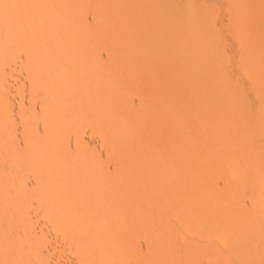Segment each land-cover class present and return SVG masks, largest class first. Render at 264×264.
Instances as JSON below:
<instances>
[{
    "label": "rangeland",
    "instance_id": "1",
    "mask_svg": "<svg viewBox=\"0 0 264 264\" xmlns=\"http://www.w3.org/2000/svg\"><path fill=\"white\" fill-rule=\"evenodd\" d=\"M186 60L188 63L186 62ZM213 64L216 66H214ZM213 67H217V68L213 69ZM223 67L225 69H223ZM211 68L213 71L211 70ZM220 68H222L224 72L222 69L220 71ZM214 71L217 73L218 76L223 75L224 77L217 76L218 77L217 78ZM217 71L221 73L219 74ZM209 73L211 75H209ZM212 74L214 75L213 80H212V77H213ZM225 75H229V76L225 77ZM186 76H189L190 78ZM63 77L65 79H63ZM105 78L107 80H109L108 78H111L109 80L111 82H107ZM122 78L124 80L121 81ZM196 80L198 81L196 82ZM117 82L119 83L121 82L120 83L121 86L119 85V83L117 84ZM231 84H232V90H230ZM115 85L117 86L118 90ZM206 85H209V86H206ZM107 86L108 88H106ZM214 86L216 87L217 91L214 88ZM94 87L99 89V91ZM193 87H195L196 89L195 88L193 89ZM227 87L229 90H226ZM92 88L93 90H91ZM111 89H113L112 93H111ZM212 91H215L216 94L213 93ZM88 93L90 96L88 95ZM113 93L115 94L112 97ZM117 93L119 94V96H117L118 95ZM150 93H152L153 95L152 94L149 95ZM154 93H157V94H154ZM101 94L103 95L101 96ZM194 94L195 96H193ZM62 95L64 96L62 97ZM72 95H74L75 98ZM58 96H60L62 101L60 100ZM115 97H116V100H113ZM152 97H154V99ZM194 97L196 98L194 99ZM70 98L73 99L74 102L71 100L72 101L71 103H72V106L75 108L78 105L80 106L84 102L85 104H83L81 108L78 106L76 110H74L75 108L74 109L71 108L69 110L70 107L69 108L67 107L66 102L70 100ZM143 98L146 100L144 101ZM75 100L77 101V103L75 102ZM155 100L156 101L159 100L158 101L159 103H157ZM81 101L83 103H81ZM112 101H114L116 105ZM125 102H127V104ZM124 103H125V106H124ZM127 105H128V108H127ZM107 106H109L110 108ZM84 107L86 108L85 110L87 111L83 110ZM153 107L155 108L154 111L152 110ZM169 107L172 111H169L170 110ZM213 108L215 109L214 111H212ZM78 109L79 110L81 109L83 111L81 110L79 111ZM137 109L139 110L137 111ZM165 109H168V110H165ZM168 111L172 115V117H168V116H171L170 114L167 115ZM213 112L215 113L213 114ZM114 113L118 114L117 119ZM165 114L167 115L166 117H165ZM212 115L215 117L217 116L219 119L217 117L215 119L214 117H212ZM76 116L78 119H76ZM124 116L126 120L124 119ZM148 116L150 117V121H149ZM179 116L181 117L179 118ZM195 116H198V117H195ZM201 117L202 119H199ZM166 118L168 119L167 121H165ZM132 119L135 120V122ZM151 119L154 122H152ZM116 120H118L119 122ZM103 121L104 123H102ZM126 121H128L129 123ZM130 121L131 122L133 121V123H131ZM172 121H174L176 124L173 123ZM184 121H186L187 124L184 123ZM195 122L196 123L198 122L199 124L197 123L196 125ZM206 122H209V123H206ZM148 123H150L151 126H149ZM94 125L97 127L96 129ZM134 125L137 126V128L134 127ZM138 125L139 126L141 125V127H139ZM172 126L175 128H173ZM177 126H180V128H178ZM103 127L104 128L106 127V130ZM112 127L113 129H110ZM124 127H126L127 130L128 129L129 130L127 131L126 128ZM151 127L154 128V131L150 130L152 129ZM115 128H119V129L115 130ZM132 128H136V129H132ZM182 129L185 132H183ZM209 129L210 131H208ZM120 130L123 132H121ZM135 130H137V132ZM103 131L104 132L108 131V133L106 132L107 133L106 134ZM134 131L136 132V136H133L135 134ZM140 131L141 133H144L146 131L147 132L145 133V135L144 134L141 135ZM190 131H193V133L191 134ZM212 131L215 133L219 132V134L216 133L215 137H213L214 133H212ZM99 132L100 133L102 132V134H100ZM174 132L176 133L174 134ZM95 133L97 134L99 133L103 137L99 136V134L96 135ZM137 133H140V134H137ZM103 134H105V136H108L107 137L108 139ZM180 134L184 135V137ZM148 135H150V140L148 138L149 137ZM179 135L181 136V138L179 137ZM196 135H198V137ZM131 136H132V139H131ZM101 137L104 140L101 139ZM175 137H176V140L174 139ZM74 138L76 141H78L76 139L78 138L79 142L78 143L76 141L73 142ZM211 138L215 140L216 138H218L214 143L215 146L213 145V141H210ZM151 140H154V141H151ZM126 141H128V143H126ZM135 141H137L138 143ZM189 141H191L190 142L191 144L189 143ZM133 142L136 144H133ZM179 142H183V143H179ZM206 142L210 144H207ZM67 143L69 145L68 147H67ZM218 143L220 145H218ZM75 144L78 147L75 146ZM187 144L189 147L187 146ZM139 145L141 148L139 147ZM62 146L64 147L62 148ZM191 146H194V147H191ZM135 147H138V148L135 149ZM157 147L159 148V150H157ZM171 147L174 148V150ZM214 147H218V150L217 148L214 150V151L219 152L218 155L216 152L213 151ZM228 147L231 149L229 150ZM70 148L72 149L74 153L76 152L75 155L73 154L74 156L72 155L70 156V154L73 153ZM63 149L68 150L70 154L68 153V151H64ZM80 149L82 151H80ZM111 149L113 150V152H111L112 151ZM164 149L166 150L165 153L163 151ZM176 149H178L179 151L181 150L180 151L181 153L178 152V150ZM224 149L228 153L232 152L231 154H229V155H232L231 158L229 157L227 152H226L227 154L225 153V151L224 153L229 159L223 154H221V156L219 155L220 153H222V150ZM88 150L90 152H88ZM156 150H157V154H159L158 156L156 154ZM170 150L172 151V153ZM204 150L205 151L209 150V151L205 152ZM78 151L82 152V153H79L80 160H78L79 159ZM91 151H93V154L91 153ZM97 151L100 153L99 154L100 158L98 157ZM109 151L111 152V154L109 153ZM158 151H160V153ZM190 152H191V155H190ZM210 152H212V154ZM63 153L66 155H64ZM88 153L90 154V156ZM95 153L96 155H94ZM108 153L110 154V156L108 155ZM127 153L130 156H128ZM170 153L173 155H171ZM174 153L177 157H172V156H175ZM200 153L203 156L202 159H201ZM67 155L70 158L71 157L72 158L71 159L67 158ZM92 155L96 156L97 158L95 157V160L97 161L99 160V161L94 162V157ZM111 155L113 157H111ZM169 155L170 157H168ZM81 156L83 157V160H81L82 158ZM154 156L156 157V159L154 158ZM196 156L197 158H199L198 159L199 162ZM164 157H165V163L161 164L163 163L162 161H164ZM104 158H106L107 161ZM176 158H178V160ZM222 158H226L225 162H224V159ZM68 159L70 162H67ZM126 159L128 160V163ZM157 159L158 161H155ZM191 159L194 161H191ZM230 159L232 160L231 162H229ZM55 160L57 161V163L59 161V164H56ZM63 160L66 161V164ZM76 160L79 161V163ZM113 160L116 162H114ZM117 160H119L118 164H117ZM174 160H175V164H174ZM181 160H183L184 163L183 161L180 162ZM150 161H152V163ZM168 161H170V163L173 166L170 165ZM185 161L186 163L189 164V165L187 164L188 169L185 164ZM103 162H106L108 166H105L106 164L105 163L103 164ZM120 162L121 163L123 162L122 164H120L122 167L119 165ZM217 162L218 164L224 163L221 165V167L224 166V168L222 169L217 164ZM226 162H228L231 165V171L229 169L230 166H228V164L225 165ZM67 163H71V164L67 165ZM94 163L96 164L99 163V164L96 165ZM155 163L157 165L156 169L154 168ZM147 164H149V166ZM167 164L172 166V168L168 167ZM163 165H166L168 167L167 169L171 168L172 170L170 169L171 171L170 170L166 171L167 169ZM179 165H181L182 167ZM183 165H185V167H183ZM119 166L121 167V169ZM57 167L60 169L58 170L61 173V174L59 173V176L57 173L58 171L56 169ZM104 167H106V170ZM92 168L95 172L92 170ZM180 168L181 169L183 168L182 169L183 171H181ZM159 169L162 170L163 173H161ZM186 169L189 170L190 172L186 171ZM67 170H70L71 172L70 173L68 171L69 174L68 172H66L67 175H69V177L73 178L75 176V178L73 179L67 177L69 182L66 179L67 175L65 171ZM101 170L103 173H101ZM112 170L114 171L112 172ZM115 170L117 171V173L115 172ZM133 170H136L134 171L135 173H133ZM220 170H222L220 173L221 176L220 174H218ZM138 171L139 173H137ZM164 171L166 173H164ZM0 172L2 173L1 176L4 175L5 177L7 176V178L10 175L9 177L10 180L8 179L7 181H9L8 184H10L9 187L14 190L13 192L16 191L13 194L15 195L13 196L15 199H19L20 200L19 202H21V199H20L21 197L19 198L20 196L19 193L21 194L25 193V195L23 194L24 195L23 197H25L26 199L23 198L21 205L23 204V202L25 204L24 200L26 201L30 200L33 203L32 204L29 201V203L32 204V207L35 206V204L37 203L33 210L37 214H39V216L37 215L38 217L36 216L37 221L41 220V222L39 221L38 224H42L47 229L45 231L46 236L43 235L44 240L46 238V240L48 241L49 236L50 238L51 236L53 237L55 235L53 231L56 229V232L58 234L57 246L55 245L56 248H54L53 250L52 249L46 250L44 252V255L47 258L50 257L49 261L52 258L51 259L52 264H80L81 263L82 257L79 256L80 254L79 255L78 253L76 254L75 251H74L75 253L74 254L71 251H68L66 249L67 247H65L67 244L66 241L68 240L66 237L67 235H69L68 233L69 230L65 229L67 225L65 223H67V221H72V218L76 216L77 214H79L82 217L83 215L81 214L85 213L84 210H89L87 207L84 206L85 204H87L86 206H89L92 208L94 205V208H95V206L98 205V203H100L101 200L104 201V198L105 199L107 198L106 201H104V203H106L107 201L109 202V204L112 203L110 205L111 206L110 208L112 210H110L108 202L106 203L108 207L105 206V208L106 209L109 208V209L105 210L104 203L102 201L101 203L103 204V206H101L102 204L100 203L98 205L99 207L96 206V208H98V210L101 207L104 208V209H101V210H104V212L101 211L104 215L113 214L114 209L115 211H114L113 216L110 215L107 217L105 215L108 219L110 218L108 221L106 220L107 218L104 217V219L105 218L106 219L105 221H103V223L101 222L99 223L100 225L97 224L98 226H94V228H96L97 231L94 228L93 230L94 232L96 231L95 235L97 233V236L98 234L100 236L106 235V237L109 240H114L116 237L121 236V235L125 236L127 239L130 237L129 238L130 241L128 242L131 243V240H132L133 243L131 244L133 246L134 244L133 238L134 237L137 238V236H135L136 235L134 231L135 229L137 232H139L138 234L140 235V237L144 236L145 234L142 228L146 227L145 228V233H146L149 230V229L147 230L148 228L147 223H149L150 224L149 228L151 229V231H153L155 228V225L158 224L157 222L159 221V219L162 218L160 220V224H162V222L164 223V220L167 221L162 225V227H165L164 225L167 224L168 222L169 223L172 222L171 224H173V226L174 224L175 226L177 225L176 227H173L171 226V224L169 225L167 224L166 228L161 227V229L162 230L165 229L167 232L168 231L167 229H169V227L171 226L170 227L171 230H169L171 231L170 233L175 234L174 236H177L178 239L176 237L175 238L172 237L173 241H171L172 240L171 238H170L171 240L168 239L169 235L165 238L164 236H166L168 232L166 233V235L164 234V232L162 235H160L161 231L160 232L158 231L159 230L158 228H160L159 227L160 224L157 226L158 228L155 230L156 233L159 232L160 234L154 235V233H152L154 235L152 237L151 234H148V232H150L149 230L147 232V235H150L151 239L149 238L147 245L148 246L151 245V249H153L152 245L155 246L156 243H158L155 239H153L155 238V236H156V239L159 241V245L157 247L159 248V251L161 248V241H163L165 238V240L162 243V248L160 252L158 251V253H156L155 252L156 250L153 249L155 253L152 252V255L154 256L156 254L160 255L161 252L164 254L167 253V255L166 254L160 255L162 259H163V256L165 257L168 256L166 260L171 259V257L174 258L175 256L176 262L173 261V259H171L172 260L171 263L173 264H188V263L195 264L196 262L198 264H208V262L210 263V261H211L210 264H215L218 259H219L217 262L218 264L219 263L224 264V262L225 264H238V263L239 264H264V185H263L264 184V0H0ZM157 172H159L160 174ZM169 172H171L170 174L171 177L169 176ZM41 173L43 174L45 179L49 178L47 182L45 179H43L44 177H42V175H39ZM104 173H106L107 176L103 175ZM180 173L181 175H176ZM196 173H199V174L197 175ZM112 174L115 176H113ZM226 174L228 175L227 177H226ZM18 175L20 177H17ZM81 175L84 177L89 175L88 177L90 178L88 180V177H87L83 180L84 177H82ZM155 175L157 176L155 177L157 179L154 178ZM161 175H164V176H161ZM4 176L2 178H5ZM100 176L103 178H101ZM138 176H140L139 177L141 178L140 180ZM166 176L168 177L166 178ZM95 177H96V180H95ZM120 177L121 178L123 177V178L121 179ZM160 177L162 178L164 177L163 179L165 180V182ZM220 177L221 178L223 177V178L221 179ZM16 178H17V181H16ZM59 178L60 180L62 179L63 181L58 180ZM118 178L120 181L117 180ZM150 178H153V179L151 180ZM168 178H170V183H169V180L167 181ZM51 179L52 181L49 182ZM78 179H81L82 181ZM131 179H134L133 182ZM136 179L138 182L135 181ZM159 179H161L163 183L161 180L159 181ZM189 179L190 181L188 183ZM211 179L212 181H210ZM55 180L57 181L56 183H55ZM141 180L142 182L145 183L144 186L148 184L149 187L151 188H146V186L144 187L141 184L142 183ZM153 180L160 182V183L156 182L155 184L157 186L154 189L156 192H154L153 190V188L155 187L154 185H152L155 183V181L153 182ZM42 181L46 182V184L44 183L43 185H41ZM53 181H54V184H53ZM79 181H81V183ZM84 181H88V182L85 183ZM105 181L108 183H106ZM213 181H214V184H213ZM226 181L230 183H227ZM63 182H64V186L61 185V183L63 184ZM109 182H111L112 184H110ZM113 182H115V184H113ZM127 182H129V184ZM130 182H132L131 185H130ZM98 183L100 185H98ZM139 183H140V186L142 187H139ZM180 183L181 184L184 183L186 187L181 185ZM15 184H17L18 186ZM48 184H49V187H48ZM108 184H109V189L107 186ZM133 184L135 186H133ZM82 185L85 186V187H82L83 190L81 189ZM93 185L94 187H97V186L98 187L93 189ZM110 185H112V187L114 186V188H112ZM122 185H123V188L121 187ZM160 185L161 187H159ZM165 185L169 186L168 187L169 190H167L168 188L165 189L164 187ZM227 185H230V186H227ZM35 186L37 187L35 188ZM40 186L43 188L41 189ZM181 186L183 187L184 190H182ZM132 187H134V189ZM7 188H8V185H7ZM16 188L17 189L19 188L20 190L22 189V191L19 192L20 190L18 191ZM110 188L112 189L111 194H114V195L110 194V191H111ZM130 188L131 190L129 193L133 195L131 194L129 195V193H125L126 191L128 192ZM11 189H10V194L12 198ZM34 189H36L35 190L36 192L34 191ZM97 189L98 190L100 189V190L97 192ZM107 189L109 193L107 192ZM120 189H121V192L119 191ZM123 189L124 190L126 189V190L124 191ZM142 189L145 192H143ZM198 189H199V192H198ZM55 190H56V193L53 194V197H50V198L53 199L55 196H57L56 199L57 198L59 199V197L62 195L60 200L57 202H56V199L52 200L55 202L49 201L50 198H47V197L52 195V193ZM61 190L63 191L64 194L62 193ZM76 190L77 191L80 190L79 192L83 193L82 195L83 198H81V200H80V197H82L81 193L76 192ZM93 190L96 194L97 193L98 194L95 195V193H93ZM146 190H148L147 193H146ZM157 190L159 192H157ZM67 191L69 195H67L66 193ZM89 191L91 193V196L88 194ZM140 191H142L141 192L142 195H140ZM167 191H169V193ZM176 191H181V192H176ZM210 191H212L216 195L215 194L213 195V193L211 192V196H210L209 194ZM17 192H19L18 193L19 196L16 195ZM27 192H30L29 193L30 195ZM33 192L37 193V195L42 194L45 198L37 196ZM70 192L72 194V197L70 195ZM101 192H104V193H101ZM164 192L165 194L166 192L169 194L168 202L170 203L169 204L170 209L168 208V202L167 204L165 203L167 200L162 199L163 196H165L166 197L165 199H167L166 195L161 194V193L164 194ZM224 192L225 193L227 192L228 194H225ZM107 193L109 195H107ZM120 193L122 195H120ZM145 193L147 194V196H143L145 195ZM159 193L161 194L162 198ZM177 193L178 194L181 193V197H179ZM207 193L209 194V196H206ZM150 194H153V195L155 194L154 196L152 195V199H150L151 198ZM158 194H159V197L157 196ZM193 194L194 196L195 195L196 196L194 197ZM197 194H199L200 198ZM217 194H219V197ZM223 194L225 195L224 197H223ZM77 195H80V196H77ZM119 195H120L119 199L121 198L120 200L117 198ZM137 195L138 196L140 195L143 198H145V199L142 198L143 202H141L142 203L141 205L138 202L142 200L141 198H139L140 196L138 197ZM35 196L36 198H34ZM95 196L96 197L99 196L101 200L99 199L100 201H98L97 200L98 198H96ZM132 196L134 198L138 197V200L134 199ZM38 197H39V200H38ZM176 197H177V200L180 198L182 202L180 200H179L180 202L179 201L176 202V200L174 201ZM209 197H211V199ZM113 198L114 199L117 198L120 202L119 201L116 202L117 199L114 200V202H111L113 201ZM156 198H158L160 202L155 201L154 199ZM83 199H86V200L88 199V201L83 200ZM149 199H150V202H149ZM161 199L164 200V202L161 201ZM46 200L48 202H46ZM76 200L81 201L79 202L80 206L79 204H77ZM124 200L126 201L124 202ZM134 200L135 201L137 200V203H135L137 207L134 206V203H131ZM212 200L213 202L211 203ZM13 201H16V200H13ZM83 201H84V204L82 205ZM85 201L87 203H85ZM92 201L94 204L92 203ZM183 201L184 202L186 201V202L184 203ZM90 202L93 205H91ZM118 202L119 203L122 202V204L120 205L118 204ZM123 202L125 204V207H127L128 209H126L123 206L124 205ZM148 202L151 204H149ZM155 202H156V205L158 203V206H160V207L157 206L159 208L158 210L161 211L159 213H157L158 210H157V207H155L156 206ZM196 202L197 204L199 203L200 206L197 205ZM203 202L205 203L209 202L210 205L209 203L205 204ZM41 203H43L45 206H43V204ZM51 203H53V205ZM58 203H60L59 209H58V206H59ZM72 203L74 205H69ZM114 203H116L115 204L116 206L114 205ZM26 204L22 205V207L28 205ZM65 204H66V207H64ZM152 204H154L153 205L154 207L152 206ZM173 204H176V205H173ZM224 204L227 205V207ZM38 205H39V208L37 209ZM188 205H189V208H187V210L190 209L191 211L190 210L189 211L192 215L196 212L195 215H193V217L195 216L194 218L196 219H194L193 217H190L191 220L190 219L186 220V218L189 217L190 213L189 211H187L188 213L185 212L186 209L184 208L188 207ZM202 205H204L205 208L208 207L207 208L208 213H207V209L205 210ZM46 206H48L51 209L48 210V207ZM74 206H76L75 207L76 209L74 208ZM78 206L81 209V210L79 209L80 211H82V208H83V211L81 213L79 212V210H77ZM132 206L136 210L132 208ZM149 206H151V208H149ZM171 206L174 208H172ZM181 206L182 207L184 206L182 209L183 212L181 209L179 210V207ZM72 207L75 210H73ZM115 207L117 208L119 207V210L116 209ZM161 207L163 210H160ZM192 207L194 208V211H192L193 209ZM26 208L27 207H25V209ZM164 208L165 210L168 208L167 209L168 212H166ZM44 209H47V211H49L48 214H47V211L46 212L44 211ZM60 209L62 210V212ZM63 209L66 214H64ZM67 209L69 210L67 211ZM129 209L131 210V212ZM132 209L136 211L134 214L132 213L133 211ZM144 209L149 210L151 214L153 215V217H151V215L147 216L149 212L147 213L146 210H145L146 213L144 214V212H142V210ZM33 210L31 211L34 213ZM178 210L180 214L183 213L181 214V217L182 215H185L186 218H184L183 216L182 217L183 219L181 220V218L178 217L180 216L178 213ZM197 211H200L201 214ZM55 212H57V214ZM203 212H205V214H203ZM43 213L45 214V216ZM67 213L69 215L73 214V216L70 215L71 220L65 219V216L67 215ZM197 213H198V216L196 215ZM31 214L28 213L26 214V216L30 215L29 218L33 219L34 216L32 217ZM159 214L161 218H159ZM176 214L178 215L177 217L179 218V221H180L179 224L181 225H179L177 222L178 220L176 218ZM79 215L76 217H80ZM139 215L140 217L141 216L144 217V215L148 218L150 217L149 219L151 220V222L156 221V219L158 221H156L154 223L155 225L153 226L152 225L153 222L150 223V220L145 221L146 219H148L145 217L144 218L145 220H143V226H141L140 225L142 224L141 219H143V217L140 218ZM154 215L157 216L156 219L154 218L155 217ZM163 215H166V216L164 217ZM50 216L53 217V221L55 220L54 219L55 216L56 217L58 216V224L56 225L55 228H50L52 226L51 225L52 217ZM61 216L62 218L63 217L64 218L62 219ZM66 217H68V215ZM163 217H164V220H163ZM138 218L140 219L141 223L138 222L139 221ZM175 218L177 221L175 220ZM197 219H199L198 223H197ZM200 219H202L203 222L204 221L206 222L205 224L201 222L202 226L200 225L201 224ZM193 220L195 221L194 222L195 225L194 223L191 224ZM144 221L147 224L146 226H145ZM181 221H183V223L185 221L184 224H186L189 221L188 226L187 224L186 226L182 224ZM133 222H135L136 225L138 223V227L140 228H135L137 226L135 224L134 226ZM212 222H218L219 224L212 223ZM45 224L48 225V227L45 226ZM196 224L197 225L199 224L198 226H200V228ZM53 225L55 226V223ZM121 225H123L122 226L123 228L121 227ZM189 225H191V227ZM195 226L196 228L198 227L197 230L194 229ZM177 227L181 230V233L185 235L184 237L186 238L185 240L188 241L189 239H191L190 245L188 243L189 241L187 242L183 240L184 239L183 235L181 234L176 235L177 233L180 232V230L178 232ZM172 228H177L175 229L177 230V232L173 233L172 230L173 231L175 230ZM65 230L67 231V234ZM87 230H91V228H88ZM208 230H211V231H208ZM212 230L214 231V233ZM123 231L125 235L123 234ZM195 231H197L198 233ZM206 231L211 232L213 234L207 233ZM52 232L54 234H52ZM193 232L197 233V235H195ZM190 233H193L192 234L193 236H189ZM47 234H50V235L47 236ZM130 235L133 238H131ZM159 235L160 237L158 239ZM180 235L183 239L180 237ZM212 236H215V237H212ZM125 237H123V239L125 240H122L124 241L122 242L124 245L128 243ZM140 237L138 238L140 239ZM193 238H195L202 244V245L201 244L198 245V247H200V245L202 247V248L200 247V250H197L198 252L197 251L192 252L194 250H192L191 247L190 249L187 248L191 246V244L194 242L195 239ZM204 238H206L207 240L209 238L211 240L208 242V244H206L207 240H205ZM222 239L224 241H222ZM51 240H53V238ZM47 241H46V244H47ZM105 242L107 245V241ZM174 242L176 246H178L179 249L175 246L173 247L171 246L174 244ZM184 242L187 243L188 245L185 244ZM211 243L213 246L211 245ZM48 244H51V243L49 242ZM167 244L168 245L171 244L170 246L174 249V251L175 250L177 251L176 255L173 254V253H176V251L171 252L173 256L169 254L172 248L170 246L169 247L165 246ZM129 245L130 244H128V246ZM147 245L143 244L142 247L140 246L139 248V250L142 249L141 252H144L143 250H145L144 254L146 255H147L146 250H148V248H146L145 246ZM163 245L165 246L164 249H166L164 252L162 251L164 247ZM185 245L187 246L184 248ZM128 246H124L125 247L124 250H127L126 248ZM217 246L221 248L219 249L220 251L217 250L218 248ZM144 247L146 249H143ZM209 247L210 249H212L211 247H213V252L212 250L209 249ZM167 248H171L170 251ZM187 249L190 251V253L187 251ZM205 250H207L208 252L206 251L207 253L203 254V251ZM149 252L150 251H148V253ZM185 252H188L189 254ZM126 254L128 257L129 254L128 253ZM126 254L124 253V257L126 256ZM209 254L211 257L209 256ZM217 254H218V257H217ZM131 255L132 254H130V256ZM146 255H144L145 256L144 259H146V257L148 259V256H150L151 254L147 256ZM189 255L190 256L192 255L193 257L192 259L194 261L192 259H187L190 257ZM154 256L153 257L150 256L152 260ZM198 256L199 258L200 257L202 258L198 260ZM212 256L214 257V259H209V258H213ZM130 258L131 257H128L126 259H130ZM179 259H181L184 263ZM226 259L228 262L226 261ZM131 261L129 260L128 262L127 260H125V264H127V262L130 264ZM157 261L154 262L153 264H157ZM192 261L194 263H191ZM147 262H149V259ZM164 262H167V261H164ZM171 263L169 261V264ZM131 264H134V262L132 261ZM148 264H152V263L149 262ZM158 264L160 263L158 262Z\"/></svg>",
    "mask_w": 264,
    "mask_h": 264
},
{
    "label": "bare ground",
    "instance_id": "2",
    "mask_svg": "<svg viewBox=\"0 0 264 264\" xmlns=\"http://www.w3.org/2000/svg\"><path fill=\"white\" fill-rule=\"evenodd\" d=\"M25 43H26V42H25ZM28 43H29V42H28ZM33 46H34V45H33ZM33 46H32V47H33ZM191 52H192V51H191ZM191 52H190V53H191ZM193 53H194V51H193ZM182 56H183V55H182ZM182 56H181V57H182ZM68 59H69V58H68ZM176 59H177V58H176ZM185 59H186V58H185ZM187 59H188V58H187ZM195 59H196V58H195ZM202 59H203V58H202ZM184 62H185V61H184ZM186 62H187V60H186ZM187 63H188V62H187ZM64 64H65V63H64ZM64 64H63V65H64ZM215 64H216V63H215ZM204 65H205V64H204ZM204 65H203V66H204ZM213 65H214V64H213ZM183 66H184V65H183ZM197 66H198V65H197ZM214 66H216V65H214ZM154 67H155V66H154ZM181 67H182V66H181ZM192 67H193V66H192ZM225 67H226V66H225ZM128 68H129V67H128ZM190 68H191V67H190ZM198 68H199V67H198ZM215 68H217V67H213V69H215ZM180 69H181V68H180ZM201 69H202V68H201ZM207 69H208V68H207ZM221 69H222V68H220V71H221ZM223 69H225V68L223 67ZM223 69H222V70H223ZM209 70H210V69H209ZM211 70H212V68H211ZM217 70H218V69H217ZM212 71H213V70H212ZM218 71H219V70H218ZM218 71H217V72H218ZM126 72H127V71H126ZM180 72H181V71H180ZM214 72H215V71H214ZM223 72H224V70H223ZM223 72H222V73H223ZM175 73H176V72H175ZM186 73H187V71H186ZM197 73H198V72H197ZM210 73H211V71H210ZM210 73H209V75H211ZM212 73H213V72H212ZM218 73L220 74L221 72H218ZM148 74H149V73H148ZM176 74H177V73H176ZM182 74H183V73H182ZM215 74H216V77H217L218 75H217L216 72H215ZM186 75H187V74H186ZM197 75H198V74H197ZM212 75H213V74H212ZM226 76H229V75H225V77H226ZM64 77H65V76H64ZM64 77H63V79H65ZM77 77H78V76H77ZM77 77H76V79H77ZM108 77H110V76H108ZM112 77H113V76H112ZM181 77H182V76H181ZM186 77H189V76H186ZM207 77H208V76H207ZM218 77H224V76L222 75V76H218ZM218 77H217V78H218ZM67 78H68V77H67ZM70 78H71V77H70ZM94 78H95V77H94ZM115 78H116V77H115ZM184 78H185V77H184ZM189 78H190V77H189ZM61 79H62V77H61ZM105 79H106V78H105ZM108 79L110 80L111 78H108ZM163 79H164V78H163ZM169 79H170V78H169ZM197 79H198V78H197ZM213 79H214V75H213V77H212V80H213ZM227 79H228V78H227ZM106 80H107V79H106ZM106 80H104V81H106ZM109 80H107V82H111V81H109ZM122 80H124V79L122 78L121 81H122ZM125 80H126V79H125ZM176 80H177V79H176ZM180 80H181V78H180ZM194 80H195V79H194ZM210 80H211V78H210ZM210 80H209V81H210ZM216 80H217V79H216ZM232 80H233V79H232ZM67 81H68V80H67ZM197 81H198V80H196V82H197ZM200 81H201V80H200ZM225 81H226V80H225ZM225 81H224V82H225ZM65 82H66V81H65ZM152 82H153V81H152ZM207 82H208V81H207ZM217 82H218V81H217ZM118 83H119V82H117V84H118ZM120 83H121V82H120ZM120 83H119V85H120ZM180 83H181V82H180ZM208 83H209V82H208ZM214 83H215V82H214ZM222 83H223V82H222ZM227 83H228V82H227ZM231 83H232V82H231ZM105 84H106V83H105ZM114 84H115V83H114ZM124 84H125V83H124ZM127 84H128V83H127ZM224 84H225V83H224ZM106 85H107V84H106ZM106 85H104V86H106ZM108 85H109V83H108ZM157 85H158V84H157ZM177 85H178V84H177ZM193 85H194V84H193ZM220 85H221V84H220ZM72 86H73V85H72ZM104 86H103V87H104ZM115 86H116V85H115ZM115 86H114V87H115ZM120 86H121V85H120ZM168 86H170V85H168ZM173 86H174V85H173ZM189 86H190V84H189ZM191 86H192V85H191ZM206 86H209V85H206ZM210 86H211V85H210ZM226 86H228V85H226ZM92 87H93V85H92ZM98 87H99V86H98ZM150 87H151V86H150ZM152 87H153V85H152ZM171 87H172V86H171ZM196 87H197V86H196ZM219 87H221V86H219ZM224 87H225V86H224ZM66 88H68V87H66ZM90 88H91V86H90ZM94 88H96V87H94ZM106 88H108V86H107ZM116 88H117V86H116ZM119 88H120V87H119ZM182 88H183V87H182ZM194 88H195V87H193V89H194ZM214 88L216 89L215 86H214ZM217 88H218V87H217ZM96 89H97V88H96ZM150 89H151V88H150ZM160 89H161V88H160ZM167 89H168V88H167ZM195 89H196V88H195ZM215 89H214V90H215ZM89 90H90V89H89ZM91 90H93V88H92ZM97 90L99 91V89H97ZM103 90H104V89H103ZM106 90H107V89H106ZM112 90H113V89H111V93L113 92ZM117 90H118V88H117ZM121 90H122V89H121ZM161 90H162V89H161ZM169 90H170V89H169ZM223 90H224V89H223ZM226 90H229L228 87H227ZM230 90H232V84H231V89H230ZM67 91H68V90H67ZM86 91H87V90H86ZM156 91H157V90H156ZM184 91H185V90H184ZM209 91H210V90H209ZM216 91H217V89H216ZM69 92H70V91H69ZM71 92H73V91H71ZM91 92H92V91H91ZM94 92H95V91H94ZM103 92H104V91H103ZM109 92H110V91H109ZM165 92H167V91H165ZM165 92H164V93H165ZM212 92L216 94L215 91H212ZM227 92H228V91H227ZM67 93H68V92H67ZM176 93H177V92H176ZM176 93H175V94H176ZM191 93H193V92H191ZM62 94H63V92H62ZM114 94H115V93H113L112 97L114 96ZM117 94H118V93H117ZM121 94H122V93H121ZM151 94H152V93H150L149 95H151ZM154 94H157V93H154ZM161 94H162V93H161ZM198 94H199V92H198ZM64 95H65V94H64ZM64 95H62V97H63ZM70 95H71V94H70ZM70 95H69V96H70ZM88 95H89V93H88ZM94 95H96V94H94ZM102 95H103V94H101V96H102ZM105 95H106V94H105ZM107 95H108V94H107ZM149 95H148V97H149ZM152 95H153V94H152ZM163 95H164V94H163ZM171 95H172V94H171ZM206 95H207V94H206ZM211 95H212V93H211ZM223 95H224V94H223ZM225 95H227V94H225ZM60 96H61V95H60ZM60 96H58V97L60 98ZM72 96L75 98L74 95H72ZM85 96H86V95H85ZM89 96H90V95H89ZM117 96H119V94H118ZM120 96H121V95H120ZM176 96H177V95H176ZM183 96H184V95H183ZM188 96H189V95H188ZM188 96H187V97H188ZM193 96H195V94H194ZM230 96H231V95H230ZM73 97H71V98H73ZM86 97H87V96H86ZM112 97H111V98H112ZM154 97H155V96H154ZM154 97H152V98L154 99ZM161 97H162V96H161ZM167 97H168V96H167ZM185 97H186V96H185ZM190 97H191V96H190ZM65 98H66V97H65ZM71 98H70V100H68V101L65 100V101H67V102H66V103H67V107H68V108L70 107L69 110H70L71 108H73V109L75 108V107L72 106V103H71V102L73 101V99H71ZM83 98H84V97H83ZM83 98H82V99H83ZM100 98H101V97H100ZM121 98H122V97H121ZM123 98H124V97H123ZM126 98H127V97H126ZM155 98H156V97H155ZM182 98H183V97H182ZM195 98H196V97H194V99H195ZM209 98H210V97H209ZM78 99H79V98H78ZM84 99H85V98H84ZM86 99H87V98H86ZM143 99H144V98H143ZM149 99H151V98H149ZM158 99H159V98H158ZM179 99H180V97H179ZM194 99H193V100H194ZM58 100H59V99H58ZM60 100L62 101L61 98H60ZM71 100H72V101H71ZM89 100H90V99H89ZM107 100H109V99H107ZM113 100H116V97H115ZM145 100H146V99H144V101H145ZM159 100H160V99H159ZM159 100H158V101H159ZM176 100H177V99H176ZM216 100H217V99H216ZM216 100H215V101H216ZM61 101H60V102H61ZM83 101H84V100H83ZM87 101H88V100H87ZM155 101H156V100H155ZM158 101H156V102L159 103ZM167 101H168V100H167ZM203 101H204V99H203ZM73 102H74V101H73ZM75 102L77 103L76 100H75ZM109 102H110V101H109ZM112 102H114V101H112ZM194 102H195V101H194ZM199 102H200V101H199ZM81 103H83V102L81 101ZM95 103H96V102H95ZM110 103H111V102H110ZM114 103H115V102H114ZM125 103L127 104V102H125ZM125 103H124V106H125ZM128 103H129V102H128ZM174 103H175V102H174ZM200 103H201V102H200ZM217 103H218V102H217ZM58 104H60V103H58ZM63 104H64V102H63ZM63 104H62V105H63ZM78 104H79V103H78ZM83 104H85V102H84ZM83 104H81L80 106L78 105V106L81 108V106H82ZM88 104H89V103H88ZM93 104H94V103H93ZM106 104H107V103H106ZM130 104H131V103H130ZM130 104H129V106H130ZM164 104H165V103H164ZM180 104H181V103H180ZM211 104H213V103H211ZM211 104H210V105H211ZM223 104H224V103H223ZM97 105H98V104H97ZM107 105H108V104H107ZM115 105H116V103H115ZM122 105H123V104H122ZM150 105H151V104H150ZM173 105H174V104H173ZM173 105H172V106H173ZM175 105H176V104H175ZM186 105H187V104H186ZM202 105H203V104H202ZM74 106H75V105H74ZM76 106H77V104H76ZM78 106H77V107H78ZM84 106H85V105H84ZM91 106H92V104H91ZM95 106H96V105H95ZM104 106H106V105H104ZM138 106H139V104H138ZM152 106H153V105H152ZM218 106H220V105H218ZM63 107H64V106H63ZM77 107H76L74 110H76ZM93 107H94V106H93ZM107 107H109V106H107ZM112 107H113V106H112ZM175 107H176V106H175ZM177 107H178V106H177ZM180 107H181V105H180ZM226 107H227V106H226ZM226 107H225V108H226ZM88 108H89V107H88ZM98 108H99V107H98ZM109 108H110V107H109ZM123 108H124V107H123ZM127 108H128V105H127ZM144 108H145V107H144ZM205 108H206V107H205ZM208 108H210V107H208ZM66 109H67V108H66ZM85 109H86V108L84 107L83 110H85ZM93 109H94V108H93ZM113 109H114V108H113ZM154 109H155V108L153 107L152 110L154 111ZM156 109H157V108H156ZM163 109H164V108H163ZM169 109H170V107H169ZM78 110H79V109H78ZM80 110H81V109H80ZM80 110H79V111H80ZM83 110H81V111H83ZM104 110H105V109H104ZM126 110H127V109H126ZM138 110H139V109H137V111H138ZM165 110H168V109H165ZM177 110H179V109H177ZM185 110H186V109H185ZM211 110H212V109H211ZM214 110H215V109L213 108L212 111H214ZM58 111H59V109H58ZM71 111H72V110H71ZM79 111H78V112H79ZM85 111H87V110H85ZM88 111H89V110H88ZM102 111H103V110H102ZM143 111H144V110H143ZM147 111H148V110H147ZM169 111H172V110L170 109ZM169 111H168V114H167V115L170 114ZM180 111H182V110H180ZM194 111H195V110H194ZM205 111H206V110H205ZM217 111H218V110H217ZM221 111H222V110H221ZM64 112H65V111H64ZM64 112H63V113H64ZM104 112H105V111H104ZM113 112H114V111H113ZM144 112H145V111H144ZM68 113H69V112H68ZM76 113H77V112H76ZM79 113H80V112H79ZM81 113H83V112H81ZM105 113H106V112H105ZM130 113H131V112H130ZM146 113H147V112H146ZM146 113H145V114H146ZM173 113H174V112H173ZM176 113H177V111H176ZM210 113H211V112H210ZM214 113H215V112H213V114H214ZM216 113H218V112H216ZM73 114H74V113H73ZM73 114H72V115H73ZM111 114H112V113H111ZM148 114H149V113H148ZM183 114H184V113H183ZM211 114H212V113H211ZM219 114H220V113H219ZM63 115H64V114H63ZM65 115H66V114H65ZM79 115H80V114H79ZM93 115H94V114H93ZM109 115H110V114H109ZM114 115H116V119H117V115H118V114H115V113H114ZM114 115H113V116H114ZM153 115H154V114H153ZM153 115H152V116H153ZM156 115H157V114H156ZM167 115L165 114V117H166ZM170 115H171V114H170ZM177 115H178V113H177ZM196 115H197V114H196ZM69 116H70V115H69ZM132 116H133V115H132ZM134 116H135V115H134ZM138 116H139V115H138ZM143 116H144V115H143ZM150 116H151V115H150ZM175 116H176V115H175ZM185 116H186V115H185ZM191 116H192V115H191ZM193 116H194V115H193ZM78 117H79V116H78ZM110 117H111V116H110ZM121 117H122V116H121ZM148 117H149V116H148ZM165 117H164V118H165ZM168 117H172V115H171V116H168ZM180 117H181V116H179V118H180ZM187 117H189V116H187ZM195 117H198V116H195ZM195 117H193V118H195ZM212 117H214V118L216 119L217 116L215 117V116L212 115ZM227 117H228V116H227ZM60 118H61V117H60ZM79 118H80V117H79ZM118 118H119V117H118ZM122 118H123V117H122ZM126 118H127V117H126ZM132 118H133V117H132ZM143 118H144V117H143ZM190 118H191V117H190ZM217 118H218V117H217ZM72 119H73V118H72ZM76 119H78L77 116H76ZM112 119H113V118H112ZM119 119H120V118H119ZM124 119H125V116H124ZM137 119H138V117H137ZM137 119H136V120H137ZM162 119H163V118H162ZM169 119H170V118H169ZM177 119H178V118H177ZM199 119H202V117L199 118ZM209 119H210V118H209ZM211 119H212V118H211ZM218 119H219V118H218ZM63 120H64V119H63ZM108 120H109V119H108ZM120 120H121V119H120ZM125 120H126V119H125ZM132 120H133V119H132ZM143 120H144V119H143ZM153 120H154V119H153ZM167 120H168V119L166 118L165 121H167ZM181 120H182V119H181ZM183 120H184V119H183ZM223 120H224V119H223ZM60 121H61V120H60ZM116 121H118V120H116ZM133 121L135 122V120H133ZM133 121H132V122L130 121V122L133 123ZM146 121H147V120H146ZM149 121H150V117H149ZM151 121H152V119H151ZM163 121H164V120H163ZM169 121H170V120H169ZM189 121H190V120H189ZM198 121H199V120H198ZM220 121H221V120H220ZM227 121H228V120H227ZM227 121H226V122H227ZM107 122H108V121H107ZM118 122H119V121H118ZM126 122H128V121H126ZM137 122H138V121H137ZM152 122H154V121H152ZM172 122L175 123L174 121H172ZM177 122H178V121H177ZM187 122H188V121H187ZM224 122H225V121H224ZM74 123H75V122H74ZM102 123H104V121H103ZM105 123H106V122H105ZM115 123H117V122H115ZM122 123H123V122H122ZM128 123H129V122H128ZM140 123H141V122H140ZM184 123H186V121H184ZM195 123H196V122H195ZM195 123H194V124H195ZM197 123H198V122H197ZM197 123H196V125H197ZM206 123H209V122H206ZM60 124H61V123H60ZM62 124H63V123H62ZM67 124H68V123H67ZM112 124H113V123H112ZM123 124H124V123H123ZM123 124H121V125H123ZM148 124H149V126H151L150 123H148ZM151 124H152V123H151ZM167 124H168V123H167ZM167 124H166V125H167ZM175 124H176V123H175ZM186 124H187V123H186ZM198 124H199V123H198ZM71 125H72V124H71ZM118 125H119V124H118ZM132 125H133V124H132ZM173 125H174V124H173ZM189 125H190V124H189ZM207 125H208V124H207ZM94 126H95V125H94ZM96 126H97V124H96ZM96 126H95V129L97 128ZM98 126H99V125H98ZM115 126H116V124H115ZM130 126H131V125H130ZM138 126H139V125H138ZM152 126H153V125H152ZM154 126H155V125H154ZM174 126H175V125H174ZM185 126H186V125H185ZM63 127H64V125H63ZM134 127L137 128V126H135V125H134ZM139 127H141V125H140ZM142 127H143V126H142ZM172 127H173V126H172ZM177 127L180 128V126H177ZM177 127H176V128H177ZM190 127H192V126H190ZM208 127H209V126H208ZM208 127H207V128H208ZM68 128H70V127H68ZM100 128H101V127H100ZM103 128H104V127H103ZM124 128H126V127H124ZM136 128H132V129H136ZM143 128H144V127H143ZM147 128H149V127H147ZM151 128H152V127H151ZM173 128H175V127H173ZM181 128H182V127H181ZM198 128H199V127H198ZM71 129H73V128H71ZM95 129H94V130H95ZM104 129L106 130V127H105ZM110 129H113V127L110 128ZM118 129H119V128H115V130H118ZM121 129H123V128H121ZM194 129H195V128H194ZM98 130H99V129H98ZM126 130H127V128H126ZM128 130H129V129H128ZM128 130H127V131H128ZM147 130H148V129H147ZM150 130H153V131H154V128H152V129H150ZM184 130H185V129H184ZM60 131H62V130H60ZM63 131H64V130H63ZM109 131H110V130H109ZM120 131H121V130H120ZM135 131L137 132V130H135ZM135 131H134L135 134H134L133 136H136V132H135ZM148 131H149V130H148ZM173 131H174V130H173ZM182 131H183V129H182ZM194 131H195V130H194ZM197 131H199V130H197ZM208 131H210V129H209ZM208 131H207V133H208ZM217 131H219V130H217ZM229 131H230V130H229ZM103 132H104V131H103ZM106 132L108 133V131H106ZM106 132H104V133H106ZM121 132H123V131H121ZM146 132H147V131H146ZM146 132L141 133V131H140L141 135H142V134L145 135ZM158 132H159V131H158ZM176 132H177V131H176ZM176 132H174V134H175ZM180 132H181V131H180ZM183 132H185V131H183ZM187 132H188V131H187ZM190 132H191V134L193 133V131H190ZM99 133H100V132H99ZM99 133H98V134H99ZM107 133H106V134H107ZM112 133H113V132H112ZM126 133H127V132H126ZM131 133H133V132H131ZM140 133H137V134H140ZM164 133H165V132H164ZM168 133H169V132H168ZM172 133H173V132H172ZM210 133H211V132H210ZM212 133H214V136L212 135L213 137H215V134H216V133L219 134V132H216V133H215V132H213V131H212ZM95 134L98 135L97 133H95ZM100 134H102V132H101ZM100 134H99V136H102V135H100ZM182 134H183V133H182ZM182 134H180V135H182ZM195 134H196V132H195ZM195 134H194V135H195ZM227 134H228V133H227ZM103 135L105 136V134H103ZM108 135H109V134H108ZM144 135H143V136H144ZM150 135H151V134H150ZM150 135H148V136H149V137H148L149 140H150ZM152 135H153V134H152ZM169 135H170V134H169ZM180 135H179V137L181 138ZM186 135H187V134H186ZM186 135H185V136H186ZM228 135H229V134H228ZM230 135H231V134H230ZM128 136H129V135H128ZM139 136H140V135H139ZM182 136L184 137V135H182ZM192 136H193V135H192ZM196 136L198 137V135H196ZM219 136H220V135H219ZM93 137H94V136H93ZM102 137H103V136H102ZM102 137H101V139H103ZM105 137L107 138L108 136H105ZM113 137H114V136H113ZM140 137H141V136H140ZM151 137H152V136H151ZM154 137H155V136H154ZM166 137H167V136H166ZM170 137H171V136H170ZM221 137H222V136H221ZM229 137H231V136H229ZM91 138H92V137H91ZM129 138H130V137H129ZM133 138H134V137H133ZM136 138H137V137H136ZM168 138H169V137H168ZM171 138H172V137H171ZM223 138H225V137H223ZM223 138H222V139H223ZM70 139H71V138H70ZM76 139H77L78 141H76L75 138H74V140H73V139H72V140H73V142L76 141V142L78 143V142H79V139H78V138H76ZM96 139H97V138H96ZM107 139H108V138H107ZM131 139H132V136H131ZM138 139H139V137H138ZM152 139H153V138H152ZM154 139H155V138H154ZM174 139L176 140V137H175ZM174 139H173V140H174ZM190 139H191V138H190ZM192 139H193V138H192ZM194 139H195V138H194ZM207 139H208V138H207ZM211 139H212V138H211ZM211 139H210V141H213V145H214L215 141H216L218 138H216V140H215V139H212V140H211ZM228 139H229V138H228ZM231 139H232V138H231ZM94 140H95V139H94ZM103 140H104V139H103ZM110 140H111V139H110ZM140 140H141V138H140ZM157 140H158V139H157ZM188 140H189V138H188ZM200 140H201V139H200ZM69 141H70V140H69ZM91 141H92V140H91ZM91 141H90V142H91ZM123 141H124V140H123ZM130 141H132V140H130ZM133 141H134V140H133ZM137 141H138V140H137ZM137 141H135V142H137ZM151 141H154V140H151ZM171 141H172V140H171ZM177 141H178V139H177ZM229 141H230V140H229ZM71 142H72V141H71ZM76 142H75V143H76ZM87 142H88V141H87ZM172 142H173V141H172ZM175 142H176V141H175ZM190 142H191V141H189V143H190ZM192 142H193V141H192ZM208 142H209V141H208ZM224 142H225V141H224ZM94 143H95V142H94ZM97 143H99V142H97ZM126 143H128V141H126ZM129 143H130V142H129ZM137 143H138V142H137ZM147 143H148V142H147ZM167 143H168V142H167ZM179 143H183V142H179ZM186 143H188V142H186ZM194 143H195V142H194ZM194 143H193V145H194ZM203 143H204V142H203ZM206 143H207V142H206ZM70 144H71V143H70ZM89 144H90V143H89ZM122 144H124V143H122ZM133 144H136V143L133 142ZM145 144H146V143H145ZM155 144H156V143H155ZM177 144H178V142H177ZM190 144H191V143H190ZM197 144H198V142H197ZM199 144H200V142H199ZM207 144H210V143H207ZM221 144H222V143H221ZM61 145H63V144H61ZM95 145H96V144H95ZM141 145H142V144H141ZM162 145H163V144H162ZM180 145H181V144H180ZM204 145H205V144H204ZM213 145H212V146H213ZM218 145H220V144L218 143ZM229 145H230V144H229ZM68 146H69V145H68V143H67V147H68ZM73 146H74V145H73ZM75 146H77V145L75 144ZM84 146H85V145H84ZM135 146H136V145H135ZM144 146H145V145H144ZM155 146H156V145H155ZM178 146H179V145H178ZM187 146H188V144H187ZM209 146H210V145H209ZM214 146H215V145H214ZM63 147H64V146H62V148H63ZM70 147H71V146H70ZM77 147H78V146H77ZM79 147H80V146H79ZM82 147H83V146H82ZM92 147H93V146H92ZM117 147H118V146H117ZM120 147H121V146H120ZM133 147H134V146H133ZM139 147H140V145H139ZM159 147H160V146H159ZM188 147H189V146H188ZM191 147H194V146H191ZM196 147H197V146H196ZM223 147H224V146H223ZM229 147H231V146H229ZM229 147H228V148H229ZM71 148H72V147H71ZM71 148H70V149H71ZM75 148H76V147H75ZM86 148H87V147H86ZM115 148H116V147H115ZM136 148H138V147H135V149H136ZM140 148H141V147H140ZM171 148H172V147H171ZM200 148H201V147H200ZM211 148H213V147H211ZM211 148H210V149H211ZM216 148H217V150H218V147H214L213 151H214ZM226 148H227V147H226ZM226 148H225V149H226ZM64 149H65V148H64ZM64 149H63V150H64ZM67 149H68V148H67ZM73 149H74V148H73ZM77 149H78V148H77ZM88 149H89V148H88ZM166 149H167V148H166ZM169 149H170V148H169ZM172 149L174 150V148H172ZM186 149H187V148H186ZM190 149H191V148H190ZM190 149H189V151H190ZM201 149H202V148H201ZM205 149H206V147H205ZM210 149H209V150H210ZM225 149L222 150V153L219 154L220 156H221V154H223L224 156H226V154H227L228 152L225 151ZM230 149H231V148H229V150H230ZM68 150H69V149H68ZM68 150H64V151H68ZM89 150H90V149H89ZM89 150H88V152H90ZM95 150H96V148H95ZM106 150H107V148H106ZM111 150H112V149H111ZM111 150H110V151H111ZM122 150H123V149H122ZM127 150H128V149H127ZM137 150H138V149H137ZM139 150H140V149H139ZM157 150H159L158 147H157ZM157 150H156V154H157ZM176 150H178V149H176ZM176 150H175V152H176ZM209 150H207V151H209ZM226 150H227V149H226ZM60 151H61V150H60ZM71 151H72V149H71ZM75 151H77V150H75ZM80 151H82V150L80 149ZM84 151H85V150H84ZM93 151H94V150H93ZM93 151H91L92 154H93ZM98 151H99V150H98ZM98 151H97V152H98ZM101 151H102V150H101ZM101 151H100V152H101ZM110 151H109V153L111 154V152H113V150H112L111 152H110ZM120 151H121V149H120ZM128 151H129V150H128ZM163 151H164V153L166 152L165 149H164ZM170 151H171V150H170ZM180 151H181V150H180ZM180 151L178 150V152H180ZM185 151H186V150H185ZM195 151H196V150H195ZM204 151H205V150H204ZM207 151H205V152H207ZM219 151H220V150H219ZM224 151H225V153H226V152H227V153L225 154ZM72 152H73V151H72ZM72 152H71V153H72ZM97 152H96V153H97ZM102 152H103V151H102ZM117 152H118V151H117ZM124 152H125V150H124ZM124 152H123V153H124ZM158 152L160 153V151H158ZM187 152H188V150H187ZM193 152H194V151H193ZM214 152H216L217 155H218V153H219L218 151H214ZM229 152H230V151H229ZM68 153H69V151H68ZM75 153H76V152H75ZM75 153L73 152L72 154H70V153H69V154H70V156H71V155L74 156ZM79 153H82V152H79V151H78V154H79ZM96 153H95L94 155H96ZM106 153H107V152H106ZM109 153H108V155L110 156ZM136 153H137V152H136ZM136 153H135V154H136ZM171 153H172V151H171ZM171 153H170V154H171ZM180 153H181V152H180ZM210 153L212 154V152H210ZM231 153H232V152H231ZM231 153H228V155L231 154ZM63 154H64V153H63ZM73 154H74V155H73ZM88 154H89V153H88ZM99 154H100V153L98 152V157L100 158V155H99ZM119 154H121V153H119ZM124 154H125V153H124ZM127 154H128V153H127ZM61 155H62V154H61ZM64 155H66V154H64ZM151 155H152V154H151ZM158 155H159V154H157V156H158ZM160 155H161V154H160ZM167 155H168V154H167ZM171 155H173V154H171ZM174 155H175V153H174ZM190 155H191V152H190ZM200 155H201V153H200ZM203 155H204V154H203ZM205 155H206V154H205ZM83 156H84V154H83ZM89 156H90V154H89ZM89 156H88V157H89ZM92 156H93V155H92ZM119 156H120V155H119ZM122 156H123V155H122ZM128 156H130V155L128 154ZM128 156H126V157H128ZM198 156H199V155H198ZM224 156H223V157H224ZM231 156H232V155H229L230 158H231ZM76 157H77V156H76ZM81 157H82V156H81ZM93 157H94V162H95V161H96V162L99 161V160H98V161L95 160V157H96V156H93ZM106 157H107V156H106ZM111 157H113V156L111 155ZM145 157H146V156H145ZM168 157H170V155H169ZM172 157H177V156L175 155V156H172ZM199 157H200V156H199ZM202 157H203V156L201 155V159H202ZM217 157H218V156H217ZM226 157H227V156H226ZM64 158H66V157H64ZM67 158H70V157L67 155ZM71 158H72V157H71ZM71 158H70V159H71ZM78 158H79V159H78ZM78 158H76V159L80 160V154H79ZM89 158H90V157H89ZM96 158H97V157H96ZM119 158H121V157H119ZM119 158H118V159H119ZM136 158H137V157H136ZM143 158H144V157H143ZM149 158H150V156H149ZM154 158L156 159L155 156H154ZM196 158H197V156H196ZM207 158H208V157H207ZM227 158H228V157H227ZM232 158H233V157H232ZM104 159H106V158H104ZM116 159H117V158H116ZM146 159H148V158H146ZM151 159H152V158H151ZM162 159H163V158H162ZM173 159H174V158H173ZM176 159L178 160V158H176ZM198 159H199V158H197V160H198ZM222 159H224V162H225L226 158H222ZM222 159H221V160H222ZM228 159H229V158H228ZM65 160H66V159H65ZM65 160H63V161H64L65 164H66V161H65ZM81 160H83V157L81 158ZM86 160H87V159H86ZM91 160H92V159H91ZM100 160H102V159H100ZM114 160H115V159H114ZM114 160H113V161H114ZM126 160H127V159H126ZM129 160H130V158H129ZM133 160H134V159H133ZM138 160H139V159H138ZM169 160H170V158H169ZM177 160H176V161H177ZM186 160H187V159H186ZM219 160H220V159H219ZM55 161H56V160H55ZM76 161H77V160H76ZM104 161H105V160H104ZM106 161H107V159H106ZM118 161H119V160H117V164H118ZM122 161H123V160H122ZM155 161H158V159L155 160ZM161 161H162V160H161ZM171 161H172V160H171ZM182 161H183V160H181L180 162H182ZM191 161H194V160L191 159ZM227 161H228V160H227ZM231 161H232V160L230 159L229 162H231ZM67 162H70L69 159L67 160ZM77 162L79 163V161H77ZM101 162H102V161H101ZM114 162H116V161H114ZM131 162H132V161H131ZM150 162L152 163V161H150ZM162 162H163V163H161V164H164V163H165V157H164V161H162ZM198 162H199V160H198ZM201 162H202V161H201ZM209 162H210V161H209ZM218 162H219V161H218ZM218 162H217V164H218ZM55 163H56V164H59V161H58V163H57V161H56ZM82 163H83V162H82ZM104 163L106 164V162H103V164H104ZM122 163H123V162H122ZM122 163L120 162L119 165L122 164ZM127 163H128V160H127ZM134 163H135V162H134ZM146 163H147V162H146ZM146 163H145V165H146ZM156 163H157V162H156ZM156 163H155V166H154L155 169H156V167H157ZM168 163H169L170 165H172V164L170 163V161H168ZM183 163H184V161H183ZM191 163H192V162H191ZM191 163H190V164H191ZM221 163H222V162H221ZM63 164H64V163H63ZM68 164H71V163H67V165H68ZM73 164H74V163H73ZM76 164H77V163H76ZM76 164H75V165H76ZM91 164H93V163H91ZM94 164H96V163H94ZM98 164H99V163H97L96 165H98ZM137 164H138V163H137ZM143 164H144V163H143ZM174 164H175V160H174ZM185 164H186V166H187L188 163H186V161H185ZM204 164H205V163H204ZM215 164H216V163H215ZM222 164H224V163H222ZM222 164L219 163L218 165L221 167ZM226 164H228V166H230L229 169H230V171H231V165H230L228 162H226L225 165H226ZM231 164H232V163H231ZM44 165H45V164H44ZM131 165H132V163H131ZM147 165L149 166V164H147ZM150 165H151V164H150ZM167 165H168V164H167ZM170 165H168V167H171V168H172L173 165H172V166H170ZM188 165H189V164H188ZM199 165H200V163H199ZM210 165H211V164H210ZM46 166H47V164H46ZM56 166H57V165H56ZM58 166H60V165H58ZM64 166H65V165H64ZM73 166H74V165H73ZM90 166H91V165H90ZM90 166H89V167H90ZM105 166H108V165L106 164ZM112 166H113V165H112ZM120 166H121V165H120ZM120 166H119V167H120ZM163 166H165L166 169L168 168L166 165H163ZM179 166H181V165H179ZM192 166H193V165H192ZM207 166H208V165H207ZM228 166H227V167H228ZM70 167H71V166H70ZM91 167H92V166H91ZM116 167H117V166H116ZM121 167H122V166H121ZM121 167H120V169H121ZM161 167H162V165H161ZM181 167H182V166H181ZM183 167H185V165H183ZM198 167H199V166H198ZM198 167H197V168H198ZM43 168H44V167H43ZM43 168H42V170H43ZM63 168H64V167H63ZM71 168H72V167H71ZM74 168H75V167H74ZM93 168H94V167H93ZM93 168H92V170H93ZM95 168H97V167H95ZM104 168H105V170H106V167H104ZM104 168H103V169H104ZM124 168H125V167H124ZM124 168H123V170H124ZM135 168H136V166H135ZM143 168H144V167H143ZM143 168H142V169H143ZM150 168H151V167H150ZM171 168H170V169H171ZM221 168L223 169L224 166L221 167ZM44 169H45V168H44ZM56 169H57V171H58L57 173H58V176H59V173H60L59 170H60V169H59L58 167H57ZM58 169H59V170H58ZM82 169H83V168H82ZM86 169H87V168H86ZM120 169H118V170H120ZM125 169H126V168H125ZM130 169H131V168H130ZM152 169H153V168H152ZM163 169H164V167H163ZM170 169H167L166 171H168V170H170ZM180 169H181V168H180ZM180 169H179V170H180ZM182 169H183V168H182ZM182 169H181V171H183ZM187 169H188V166H187ZM187 169H186V171L190 172V171L187 170ZM193 169H194V168H193ZM206 169H207V168H206ZM227 169H228V168H227ZM89 170H90V169H89ZM159 170H160V169H159ZM171 170H172V169H171ZM171 170H170V171H171ZM224 170H225V169H224ZM1 171H2V170H1ZM61 171H63V170H61ZM68 171L70 172V170H67V171H65V173L68 172ZM78 171H79V170H78ZM93 171H94V170H93ZM108 171H109V170H108ZM113 171H114V170H112V172H113ZM134 171H136V170H133V173H135ZM153 171H154V170H153ZM217 171H218V170H217ZM221 171H222V170H220V171L218 172V174H220ZM3 172H4V171H3ZM41 172H42V171H41ZM69 172H68V174H69ZM94 172H95V171H94ZM115 172L117 173L116 170H115ZM115 172H114V173H115ZM142 172H143V171H142ZM142 172H141V173H142ZM146 172H147V171H146ZM160 172L163 173L162 170H160ZM175 172H176V171H175ZM175 172H174V173H175ZM204 172H206V171H204ZM228 172H229V170H228ZM228 172H227V174H228ZM0 173H1V172H0ZM13 173H14V172H13ZM18 173H19V172H18ZM39 173H40V171H39ZM42 173H43V172H42ZM42 173L39 174V175H42V177H44ZM70 173H71V172H70ZM72 173H73V172H72ZM88 173H89V172H88ZM90 173H92V172H90ZM101 173H103L102 170H101ZM101 173H100V175H101ZM114 173H113V174H114ZM122 173H123V171H122ZM137 173H139V171H138ZM151 173H152V172H151ZM157 173H159V172H157ZM157 173H156V174H157ZM164 173H166V172L164 171ZM181 173H182V172H181ZM181 173H180V174H176V175H181ZM184 173H185V171H184ZM193 173H194V172H193ZM222 173H223V172H222ZM224 173H225V172H224ZM60 174H61V173H60ZM63 174H64V172H63ZM85 174H86V173H85ZM85 174H84V176H85ZM113 174H112V175H113ZM128 174H129V172H128ZM159 174H160V173H159ZM159 174H158V175H159ZM167 174H168V173H167ZM170 174H171V172H169V176H170ZM196 174L198 175L199 173H196ZM204 174H205V173H204ZM204 174H203V175H204ZM227 174H226V177L228 176ZM1 175H2V173L0 174V264H52V261H51L52 258H51L50 261H49V258H50V257L47 258V257L44 255V252H45L46 250H51V249L53 250L54 248H56V246H57V240H58V239H57V238H58V234H57V232H56V229L53 231V232L55 233V235H54L53 237L51 236V238H50V236H49L50 234H47V236H49V237H48L49 240H51V239L53 238V240H51L52 242L49 241V240L47 241L46 238H45V240H44V236H43V235H45V231H46L47 229H46L42 224H38L39 221L41 222V220L37 221V217L39 216V214H37V213L33 210L37 203H36V204L34 203L35 206L32 207V204H33V203H32L29 199H27V200H29L32 204L29 203V201L24 200V201H25V204H26V202H27L28 205L26 204L27 206L22 207V205H25L24 202H23V204L21 205V202H22L23 198H25V197H23V196L25 195V193H22V194L19 193V192L22 191V189L20 190L19 188H18V189L16 188L18 191L20 190L19 192L16 193L17 196L20 195L19 198L21 197V198H20V199H21V202H19V201H20L19 199H15V198L13 197V196H15V195H13V194H14L16 191L13 192L14 190L11 189V188L9 187L10 184H8L9 181H7V180L9 179L10 175H9L8 178H7V176L5 177L4 175H3V176H4L5 178H2L3 176H1ZM7 175H8V174H7ZM44 175H45V173H44ZM66 175H67V173H66ZM71 175H72V174H71ZM90 175H91V174H90ZM103 175H106V173H104ZM121 175H122V174H121ZM126 175H127V173H126ZM141 175H142V174H141ZM208 175H209V174H208ZM61 176H62V175H61ZM81 176H82V175H81ZM84 176H82V177H84ZM88 176H89V175H88ZM88 176L84 177L83 180H84L85 178H87ZM106 176H107V175H106ZM106 176H105V177H106ZM110 176H111V175H110ZM113 176H115V175H113ZM113 176H112V177H113ZM150 176H151V175H150ZM161 176H164V175H161ZM191 176H192V175H191ZM204 176H205V175H204ZM211 176H212V175H211ZM220 176H221V174H220ZM17 177H20V176L18 175ZM67 177H69V175L66 176V179H67ZM100 177H101V176H100ZM105 177H104V178H105ZM118 177H119V175H118ZM126 177H127V176H126ZM139 177H140V176H138V178H139ZM155 177H157V176L155 175L154 178H155ZM167 177H168V176H166V178H167ZM170 177H171V176H170ZM180 177H181V176H180ZM183 177H184V176H183ZM185 177H186V176H185ZM207 177H208V176H207ZM207 177H205V178H207ZM209 177H210V176H209ZM39 178H40V176H39ZM62 178H63V177H62ZM69 178L73 179V178H75V176H74L73 178H72V177H69ZM89 178H90V177H88V180H89ZM101 178H103V177H101ZM114 178H115V177H114ZM120 178H121V177H120ZM122 178H123V177H122ZM122 178H121V179H122ZM134 178H135V176H134ZM136 178H137V176H136ZM158 178H159V177H158ZM160 178H162V177H160ZM163 178H164V177H163ZM163 178H162V180H164ZM190 178H191V177H190ZM220 178H221V177H220ZM222 178H223V177H222ZM222 178H221V179H222ZM234 178H235V177H234ZM43 179H45V177H44ZM127 179H128V178H127ZM140 179H141V178H139V180H140ZM150 179L152 180L153 178H150ZM155 179H157V178H155ZM180 179H181V178H180ZM213 179H214V178H213ZM5 180H6V181H5ZM9 180H10V179H9ZM45 180H46V182H47V180H49V178H48V179H45ZM58 180H60V178H59ZM61 180H62V179H61ZM61 180H60V181H61ZM67 180H68V179H67ZM78 180H81V179H78ZM95 180H96V177H95ZM117 180H119V178H118ZM131 180H132V182H133L134 179H131ZM160 180H161V179H159V181H160ZM162 180H161V181H162ZM168 180H169V183H170V178H168L167 181H168ZM181 180H182V179H181ZM202 180H203V179H202ZM216 180H217V179H216ZM218 180H219V178H218ZM11 181H12V180H11ZM16 181H17V178H16ZM16 181H15V183H16ZM20 181H21V180H20ZM51 181H52V179H51L49 182H51ZM62 181H63V180H62ZM81 181H82V180H81ZM81 181H79V182L81 183ZM99 181H100V179H99ZM102 181H103V180H102ZM102 181H101V182H102ZM106 181H108V180H106ZM106 181H105V182H106ZM109 181H111V180H109ZM113 181H115V180H113ZM119 181H120V180H119ZM124 181H125V180H124ZM126 181H127V180H126ZM135 181H137V179H136ZM135 181H134V182H135ZM154 181H155V183L152 184V185L155 186V187L153 186V187H154L153 190L157 187V186L155 185L156 182L160 183L159 181L153 180V182H154ZM173 181H174V179H173ZM189 181H190V179L188 180V183H189ZM210 181H212V179H211ZM46 182H43V181H42V184H41V185H43L44 183L46 184ZM56 182H57V181L55 180V183H56ZM64 182H65V181H64ZM64 182H63V184L61 183V185L64 186ZM68 182H69V180H68ZM70 182H71V180H70ZM84 182L87 183L88 181H84ZM96 182H98V181H96ZM101 182H100V184H101ZM132 182H130V185H131ZM137 182H138V181H137ZM141 182H142V180H141ZM141 182H140V183H141ZM146 182H147V180H146ZM149 182H150V181H149ZM164 182H165V180H164ZM177 182H178V181H177ZM182 182H183V181H182ZM226 182H227V183H230V182H228V181H226ZM231 182H232V181H231ZM40 183H41V182H40ZM65 183H66V182H65ZM85 183H84V185H85ZM94 183H95V182H94ZM94 183H93V184H94ZM106 183H108V182H106ZM109 183L112 184L111 182H109ZM127 183L129 184V182H127ZM140 183H139V187H142V186H140ZM162 183H163V181H162ZM166 183H167V182H166ZM204 183H205V181H204ZM53 184H54V181H53ZM53 184H52V185H53ZM58 184H59V183H58ZM82 184H83V183H82ZM100 184L98 183V185H100ZM113 184H115V182H113ZM116 184H117V182H116ZM123 184H124V182H123ZM134 184H135V183H134ZM134 184H133V186H135ZM141 184L144 186L145 183L142 182ZM167 184H168V183H167ZM180 184H181V183H180ZM201 184H202V183H201ZM213 184H214V181H213ZM213 184H212V185H213ZM7 185H8V188H7ZM15 185H17V184H15ZM94 185H95V184H94ZM94 185H93V189L98 187V186H97V187H94ZM105 185H106V184H105ZM147 185H148V184L145 185L146 188H151V187H149V185H148V187H147ZM168 185H169V184H168ZM168 185H165V186H164L165 189H167V188L169 187ZM181 185L185 186L184 183L181 184ZM215 185H216V184H215ZM263 185H264V184H263ZM17 186H18V185H17ZM38 186H39V185H38ZM59 186H60V185H59ZM107 186H108V189H109V184H108ZM110 186L112 187V185H110ZM124 186H125V185H124ZM128 186H129V185H128ZM128 186H127V187H128ZM145 186H144V187H145ZM166 186H167V187H166ZM200 186H202V185H200ZM227 186H230V185H227ZM15 187H16V186H15ZM20 187H21V186H20ZM22 187H23V185H22ZM36 187H37V186H35V188H36ZM48 187H49V184H48ZM79 187H80V186H79ZM82 187H85V186H83V185L81 186V189L83 190ZM99 187H101V186H99ZM102 187H103V186H102ZM105 187H106V186H105ZM121 187L123 188V185H122ZM121 187H120V188H121ZM159 187H161V185H160ZM159 187H158V188H159ZM176 187H177V186H176ZM181 187H182V186H181ZM185 187H186V186H185ZM191 187H193V186H191ZM194 187H195V186H194ZM207 187H208V186H207ZM217 187H218V186H217ZM222 187H223V186H222ZM13 188H14V187H13ZM40 188L42 189L43 187L40 186ZM112 188H114V186H113ZM122 188H121V189H122ZM132 188L134 189V187H132ZM179 188H180V186H179ZM224 188H225V187H224ZM10 189H11V193H12V198H11V194H10ZM27 189H28V188H27ZM41 189H40V191H41ZM54 189H55V188H54ZM72 189H73V188H72ZM75 189H76V187H75ZM75 189H74V191H75ZM78 189H80V188H78ZM101 189H103V188H101ZM105 189H106V188H105ZM108 189H107V192H108ZM110 189H111V188H110ZM121 189L119 190L120 192H121ZM133 189H132V190H133ZM199 189H200V188H199ZM199 189H198V192H199ZM206 189H207V188H206ZM220 189H221V187H220ZM229 189H230V187H229ZM35 190H36V189H34V191H35ZM37 190H39V189H37ZM43 190H44V189H43ZM49 190H50V189H49ZM49 190H47V191H49ZM82 190H81V191H82ZM91 190H92V188H91ZM99 190H100V189H99ZM99 190L97 189V192H98ZM123 190H124V189H123ZM125 190H126V189H125ZM125 190H124V191H125ZM130 190H131V188L129 189L128 192L126 191L125 193H129ZM139 190H140V188H139ZM142 190H143V189H142ZM148 190H149V189H148ZM148 190H146V193L148 192ZM150 190H151V189H150ZM153 190H152V191H153ZM159 190H160V189H159ZM167 190H169V188H168ZM179 190H180V189H179ZM182 190H184L183 187H182ZM185 190H186V189H185ZM191 190H192V189H191ZM201 190H202V189H201ZM208 190H210V189H208ZM211 190H212V189H211ZM216 190H217V189H216ZM226 190H227V189H226ZM25 191H27V190H25ZM25 191H24V192H25ZM47 191H46V192H47ZM51 191H52V190H51ZM61 191H62V190H61ZM70 191H71V190H70ZM79 191H80V190H79ZM79 191L76 190V192H79ZM119 191H118V192H119ZM162 191H163V190H162ZM162 191H161V192H162ZM217 191H218V190H217ZM217 191H216V193H217ZM224 191H225V189H224ZM35 192H36V191H35ZM87 192H88V191H87ZM104 192H105V191H104ZM104 192H101V193H104ZM111 192H112V189H111V191H110V194H111ZM122 192H123V191H122ZM137 192H138V191H137ZM141 192H142V191H140V195H142ZM143 192H145V191L143 190ZM154 192H156V191L154 190ZM154 192H153V193H154ZM157 192H159V191L157 190ZM167 192L169 193V191H167ZM167 192H166V194H165V192H164V194L161 193L162 195H166V196H167V199H165V198H166L165 196H163V198H162L161 194L159 193L162 199L167 200V201L165 202L166 204H167V202H168V195H169ZM176 192H181V191H176ZM184 192H185V191H184ZM194 192H195V191H194ZM211 192H212V191H210V193H209L210 196H211ZM230 192H231V191H230ZM18 193H19V195H18ZM27 193L29 194L30 192H27ZM33 193H34V192H33ZM37 193H38V191H37ZM37 193H34V194L37 195ZM48 193H50V192H48ZM55 193H56V190L52 193V195H50V196L47 197V198L53 197V194H55ZM59 193H60V192H59ZM62 193H63V191H62ZM66 193H67V195H69V194H68V191H67ZM79 193H81V192H79ZM79 193H78V194H79ZM93 193H95L94 190H93ZM108 193H109V192H108ZM108 193H107V195H109ZM138 193H139V192H138ZM146 193H145V195H143V196H147ZM151 193H152V192H151ZM186 193H187V192H186ZM212 193H213V192H212ZM218 193H219V192H218ZM224 193H225V192H224ZM23 194H24V195H23ZM34 194H33V195H34ZM63 194H64V193H63ZM88 194L91 196L90 191H89ZM97 194H98V193H97ZM97 194L95 193V195H97ZM99 194H100V193H99ZM130 194H131V193H129V195H130ZM159 194L157 195L158 197H159ZM177 194H178V193H177ZM200 194H202V193H200ZM209 194L207 193L206 196H209ZM214 194H215V193H213V195H214ZM225 194H228V193L226 192ZM230 194H232V193H230ZM29 195H30V194H29ZM41 195H42V194H41ZM41 195H37V196H40V197H42V198H45L43 195H42V196H41ZM60 195H61V194H60ZM67 195H66V196H67ZM70 195H71V197H72L71 192H70ZM82 195H83V193H81V196H82ZM93 195H94V194H93ZM105 195H106V194H105ZM111 195H114V194H111ZM120 195H122V194L120 193ZM120 195L117 197L118 199H119ZM127 195H128V194H127ZM131 195H133V194H131ZM140 195H139V196H140ZM152 195H153V194H150V196H151V198L149 197L150 199H152ZM154 195H155V194H154ZM154 195H153V196H154ZM178 195H179V197H181V193L178 194ZM197 195L199 196V194H197ZM215 195H216V194H215ZM217 195H218V197H219V194H217ZM26 196H27V194H26ZM61 196H62V195H61ZM61 196L59 197V199H58V198L56 199L57 196H55L53 199L50 198L51 200L49 199V201H52V200L56 199V202H57V201L60 200ZM77 196H80V195H77ZM115 196H117V195H115ZM137 196H138V195H137ZM137 196H136V197H137ZM139 196H138V197H139ZM187 196H188V195H187ZM193 196H194V194H193ZM195 196H196V195H195ZM195 196H194V197H195ZM221 196H222V195H221ZM224 196H225V195L223 194V197H224ZM226 196H227V195H226ZM228 196H229V195H228ZM230 196H231V195H230ZM73 197H74V195H73ZM87 197H88V196H87ZM87 197H86V198H87ZM92 197H93V196H92ZM92 197H90V198H92ZM95 197H96V196H95ZM100 197H101V195H100ZM100 197H99V196L96 197V198H98V199H97L98 201L101 200ZM106 197H107V196H106ZM109 197H110V196H109ZM113 197H114V196H113ZM121 197H123V196H121ZM125 197H127V196H125ZM132 197H133V196H132ZM138 197H137V198H134V197H133V198L138 200ZM194 197H193V198H194ZM201 197H202V196H201ZM13 198H14V199H13ZM34 198H36V196H35ZM81 198H83V196L80 197V200H81ZM96 198H95V199H96ZM103 198H104V197H103ZM110 198H111V197H110ZM117 198H116V199H117ZM130 198H131V197H130ZM130 198H129V199H130ZM139 198H141V200H142V201L138 202V203L141 205V204H142L141 202H143V199H145V198H143L142 196H140ZM142 198H143V199H142ZM189 198H190V197H189ZM199 198H200V196H199ZM199 198H198V199H199ZM209 198L211 199V197H209ZM25 199H26V198H25ZM40 199H41V198H40ZM67 199H68V198H67ZM69 199H70V197H69ZM71 199H72V198H71ZM99 199H100V200H99ZM106 199H107V198H106ZM106 199L104 198V201H106ZM116 199L113 198V201H111V202H114V200H116ZM118 199L116 200V202L119 201L121 198H120L119 200H118ZM122 199H123V198H122ZM126 199H127V198H126ZM150 199H149V202H150ZM156 199H157V200H156ZM156 199H154V200L158 202V201H159L158 198H156ZM162 199H161V201L164 202V200H162ZM182 199H183V197H182ZM191 199H192V198H191ZM191 199H190V201H191ZM207 199H208V197H207ZM213 199H214V198H213ZM217 199H218V198H217ZM222 199H223V198H222ZM227 199H228V197H227ZM229 199H230V198H229ZM13 200H16V201L18 200V201L16 202V201H13ZM38 200H39V197H38ZM64 200H65V198H64ZM77 200H78V199H77ZM77 200H76V201H77ZM83 200H86V199H83ZM137 200H136V201L134 200L135 202H134V201L131 202V203H134V206H135V207H137V205L135 204V203H137ZM175 200H176V202L179 201V200L182 202V200H181L180 198L177 200V197H176V199H174V201H175ZM196 200H197V199H196ZM196 200H195V201H196ZM202 200H203V199H202ZM205 200H206V198H205ZM215 200H216V198H215ZM218 200H219V199H218ZM224 200H225V199H224ZM32 201H33V200H32ZM41 201H42V200H41ZM44 201H45V200H44ZM86 201H88V199H87ZM86 201H85V203H87ZM98 201H97V203H98ZM101 201H102V200H101ZM101 201H100V203H101ZM104 201H102V202L104 203ZM122 201H123V200H122ZM125 201H126V200H124V202H125ZM174 201H173V202H174ZM180 201H179V202H180ZM220 201H221V200H220ZM42 202H43V201H42ZM46 202H48V201L46 200ZM52 202H55V201H52ZM60 202H61V201H60ZM74 202H75V201H74ZM79 202H81V201H77V204H79ZM107 202H108V201H107ZM107 202H106V203H107ZM111 202H110V203H111ZM119 202H120V201H119ZM119 202H118V204L121 205L122 202H121V203H119ZM124 202H123V204H124ZM149 202H148V203H149ZM159 202H160V201H159ZM183 202H184V201H183ZM185 202H186V201H185ZM185 202H184V203H185ZM201 202H202V201H201ZM201 202H200V203H201ZM212 202H213V200L211 201V203H212ZM214 202H215V201H214ZM222 202H223V201H222ZM18 203H19V204H18ZM39 203H40V202H39ZM88 203H89V202H88ZM90 203H91V202H90ZM92 203H93V201H92ZM92 203H91V205L94 204V203H93V204H92ZM100 203H98V205H99ZM106 203H104V208H105V206H107ZM174 203H175V202H174ZM189 203H190V202H189ZM203 203H205V202H203ZM208 203H209V202H208ZM208 203H205V204H208ZM220 203H221V202H220ZM41 204H43V203H41ZM47 204H48V203H47ZM51 204L53 205V203H51ZM51 204H50V205H51ZM58 204H59V206H58V205H57V206H58V209H59V208H60V203H58ZM61 204H62V203H61ZM83 204H84V201H83L82 205H83ZM101 204H102V203H101ZM108 204H109V202H108ZM111 204H112V203H111ZM111 204H109V208L111 207V206H110ZM115 204H116V203H114V205H115ZM118 204H117V206H118ZM149 204H151V203H149ZM149 204H148V205H149ZM160 204H161V203H160ZM169 204H170V203L168 202V208H169ZM196 204H197V202H196ZM218 204H219V202H218ZM221 204H222V203H221ZM221 204H220V205H221ZM20 205H21V206H20ZM54 205H55V204H54ZM69 205H74V204L72 203V204H69ZM69 205H68V206H69ZM75 205H76V204H75ZM86 205H87V204H85L84 206L87 207L89 210H84L85 213H84V214H81V215H83L82 217H81L79 214H77L76 216L79 215L80 217H76V216H74V217L72 218V221H67V223H65V224H67V225H66L67 228L65 227V229H68V230H69V231H68L69 235H67V237L65 236V237L68 239V240L66 241L67 244H66L65 247H67L66 249H67L68 251H71L72 253H74V251H75L76 254H77V253H78V255L80 254L79 256L82 257V258H81L82 261H81L80 264H118V263H120V261H121L120 264H125V260H127L128 262H129V260H130V261L132 260V261L134 262V264H135V263H137V264L140 263V264H141V263H143V262H144L143 264H146V263L148 264L149 262H151V263L153 264V263L156 262L157 260H158V261H157V264H158V262H159L160 264H165V263H166V264H167V263L169 264V261H170V263H171V261H172L171 259H173V261L176 262V260H175L176 257H175V256H174V258L171 257V259H169V260H166V259L168 258V256H167V257L163 256V259L165 258V259L163 260L162 257H161L160 255H161V254H162V255H165V254L167 255V253L164 254V253L161 252L160 255H159V254H156L155 256L152 255V252H154L153 249L156 250V251H155L156 253H158V251H159V248H157L158 245H159V241L156 239V236H155V238H153V239H155V240L158 242V243H156L157 246L154 244L155 246L152 245V248H153V249H151V245H149V246L147 245L148 240H149V238H150V235H147V232H148L149 230H150L151 233L148 232V234H151L152 237H153L154 235H156V234L158 235V234H160V233H161L160 235H162L163 232H164L165 235H166L167 232H168V233L171 232V231H169V230H171L170 227L173 226V224H171L172 222H170V223L168 222V223H167L168 225L171 224V226L169 227V229H167V230H168L167 232H166L165 229H163V230L161 229L162 225H163L165 222H167V221L164 220V217H165L166 215H163V216H164V217H163L164 223L162 222V224H160V220L162 219V218L160 217V214H159V218H161V219H159V221L156 219L157 216L154 215V216H155L154 218L156 219V221H158V222H157L158 224L156 223L157 225H155L154 223H155L156 221H154V222L152 221V222H153V223H152L151 220L149 219L150 217L148 218V217H146L145 215H144V217H143V216L140 217V215H141V214H140L139 217H140V218L143 217V219H141V220H142V224H140L141 222H140V219H139V218H138L139 221H138V220H137V221L140 222L139 224H140L141 226H143V220H145L144 218L146 217V218H148V219H146L145 221L150 220V223H152L153 226L155 225V228H154V230L152 229L153 231H151V229L149 228V225H150V224L147 223V224H148V226H147V227H148L147 230H148V229H149V230L145 233V228H146V227H143V228H142V229L144 230L143 232H144V234H145L144 236H141V237H143V238L140 237V235L138 234L139 232H137L136 229H135V230H134V231H135V234H136L135 236H137V238H135V237L133 238V237L130 235L131 238H133V241H134V244H133V246H132V244H131V243H133L132 240H131V243L128 242V241H130V239H129L130 237H129V236H128L129 238L127 239L125 236H122V235L120 234L121 236L116 237L114 240H109V239L106 237V235H104V236H100V235L98 234V236H97V233H96V235H95V232L97 231V229L94 228V226H98L97 224H99V223H101V222L103 223V221H105V219H106L108 216H110V215L113 216L115 209L113 210V214H110V215H109V214H105V215L107 216V217H106V216L101 212V211L104 212V210H101V209H104V208L101 207V208L98 210V208H96V206H98V205H96L95 208H94V205H93V208H92V207H89V206H86ZM89 205H90V204H89ZM153 205H154V204H152V206H153ZM155 205H156V202H155ZM173 205H176V204H173ZM197 205H199V203H198ZM209 205H210V203H209ZM224 205H225V204H224ZM41 206H42V205H41ZM43 206H45V205L43 204ZM79 206H80V204H79ZM79 206H78V209H77V210L80 209ZM101 206H103V204H102ZM115 206H116V205H115ZM123 206L125 207V204H124ZM157 206H158V203H157V205H156L155 207H157ZM184 206H185V205H184ZM184 206H183V207H184ZM199 206H200V205H199ZM202 206L204 207L205 210L208 208V207L205 208L204 205H202ZM206 206H207V205H206ZM225 206L227 207V205H225ZM25 207H27V208L25 209ZM46 207H48V206H46ZM52 207H53V206H52ZM64 207H66V204H65ZM75 207H76V206H74V208H75ZM85 207H84V208H85ZM98 207H99V206H98ZM107 207H108V206H107ZM124 207H123V208H124ZM153 207H154V206H153ZM158 207H160V206H158ZM158 207H157V210L159 209ZM166 207H167V206H166ZM171 207H172V206H171ZM181 207H182V206H181ZM181 207H179V210H180V209H181V210L183 209V207H182V208H181ZM197 207H198V206H197ZM223 207H224V206H223ZM38 208H39V205L37 206V209H38ZM41 208H42V207H41ZM56 208H57V207H56ZM61 208H62V207H61ZM67 208H68V207H67ZM72 208H73V207H72ZM74 208H73V210L76 209V208H75V209H74ZM81 208H82V207H81ZM109 208H107V209H109ZM112 208H113V206H112ZM115 208L119 210V207H118V208L115 207ZM125 208L128 209L127 207H125ZM130 208H131V207H130ZM132 208H134V207L132 206ZM138 208H139V206H138ZM138 208H137V209H138ZM142 208H144V207H142ZM147 208H148V207H147ZM149 208H151V206H149ZM168 208H167V209H168ZM172 208H174V207H172ZM187 208H189V205H188V207L184 208V209H186V211L184 210L185 212H187V211L190 210V209L187 210ZM192 208H193V207H192ZM215 208H216V206H215ZM49 209H51V208L48 207V210H49ZM85 209H86V208H85ZM90 209H91V210H90ZM92 209H94V210H92ZM107 209L105 208V210H107ZM134 209H135V208H134ZM167 209L165 210V208H164V210H165L166 212H168ZM169 209H170V208H169ZM176 209H177V207H176ZM196 209H198V208H196ZM31 210H33L34 213H33ZM35 210H36V209H35ZM60 210H61V209H60ZM68 210H69V209H67V211H68ZM71 210H72V209H71ZM77 210H76V211H77ZM80 210H81V209H80ZM80 210H79V212L81 213V212L83 211V208H82V211H80ZM110 210H112V209L110 208ZM129 210H130V209H129ZM132 210H133V209H132ZM135 210H136V209H135ZM145 210L147 211V213H148V212L150 213V214L148 213L147 216L151 215V217H153V215L151 214V212H150L149 210H147V209L142 210V212H144V214L146 213ZM150 210H151V209H150ZM160 210H163L162 207H161ZM179 210H178V213H179ZM205 210H204V211H205ZM214 210H215V209H214ZM214 210H213V211H214ZM217 210H218V209H217ZM44 211L46 212L47 209H44ZM54 211H55V210H54ZM63 211H64V209H63ZM67 211H66V212H67ZM98 211H99V212H98ZM133 211H134V210H133ZM133 211H132V213L134 214L136 211H134V212H133ZM165 211H164V212H165ZM190 211H191V210H190ZM190 211H189V213H190ZM192 211H194V208L192 209ZM211 211H212V210H211ZM218 211H219V210H218ZM220 211H221V210H220ZM31 212H32V214H31ZM37 212H38V211H37ZM48 212H49V211H47V214H48ZM57 212H58V211H57ZM57 212H55V213L57 214ZM61 212H62V210H61ZM69 212H70V211H69ZM69 212H68V213H69ZM100 212H101V213H100ZM117 212H118V211H117ZM121 212H122V211H121ZM124 212H125V211H124ZM130 212H131V210H130ZM152 212H153V211H152ZM156 212H157V211H156ZM159 212H161V211L158 210L157 213H159ZM180 212H181V211H180ZM182 212H183V210H182ZM197 212L200 213V211H197ZM28 213H30V214L32 215V217L34 216V218H33V219L29 218L30 215H27V216H26V214H28ZM68 213H67L68 217H66V216H67V215H66V216H65V219H66V220H69V219L71 220V218H70L71 216H70V215L73 216V214H70V215H69ZM71 213H72V211H71ZM77 213H78V212H77ZM105 213H106V212H105ZM109 213H110V212H109ZM119 213H120V211H119ZM162 213H163V212H162ZM176 213H177V212H176ZM187 213H188V212H187ZM187 213H186V214H187ZM193 213H194V212H193ZM195 213H196V212H195ZM195 213H194L193 215H195ZM207 213H208V209H207ZM207 213H206V214H207ZM214 213H215V212H214ZM220 213H221V212H220ZM43 214H44V213H43ZM64 214H66L65 211H64ZM102 214H103L104 216H103ZM115 214H117V213H115ZM133 214H132V216H133ZM142 214H143V213H142ZM163 214H164V213H163ZM166 214H167V213H166ZM181 214H183V213H181ZM181 214L179 213L180 216H178V215L176 214V218H177L178 221L176 220V218H175V220L178 222V224H179V222H180L178 217H180L181 220L183 219V218H182L183 216H184V218H186L185 215H182V217H181ZM200 214H201V213H200ZM203 214H205V212H203ZM37 215H38V216H37ZM58 215H59V214H58ZM129 215H130V213H129ZM193 215H192L191 213H190L189 217H188V215H187L188 218H186V220H187V219L189 220L190 217H193ZM196 215L198 216V213H197ZM212 215H214V214H212ZM227 215H228V214H227ZM36 216H37V217H36ZM44 216H45V214H44ZM47 216H48V215H47ZM63 216H64V215H63ZM102 216H103V217H102ZM120 216H121V215H120ZM177 216H178V217H177ZM200 216H201V215H200ZM205 216H206V215H205ZM208 216H209V215H208ZM208 216H207V217H208ZM50 217H52V216H50ZM104 217H106V218L104 219ZM194 217H195V216H194ZM194 217H193V218H194ZM207 217H206V218H207ZM209 217H210V216H209ZM209 217H208V218H209ZM213 217H214V216H213ZM213 217H212V218H213ZM61 218H62V216H61ZM63 218H64V217H63ZM63 218H62V219H63ZM119 218H120V217H119ZM167 218H168V217H167ZM193 218H192V219H193ZM198 218H199V217H198ZM212 218H210V219H212ZM215 218H216V216H215ZM51 219H52V221H51V225H52L53 227L50 225V226H51L50 228H55L56 225L58 224V216H57V217L55 216V218H54L55 220H54V221H53V217H52ZM65 219H64V220H65ZM109 219H110V218H109ZM109 219L107 218L106 220L108 221ZM114 219H116V218H114ZM117 219H118V218H117ZM155 219H154V220H155ZM194 219H196V218H194ZM202 219H203V217H202ZM202 219H200V220H201L200 223L203 222ZM190 220H191V219H190ZM198 220H199V219H197V223H198ZM218 220H219V219H218ZM118 221H119V220H118ZM126 221H127V220H126ZM145 221H144V223H145V226H146L147 224H146ZM168 221H169V220H168ZM214 221H215V220H214ZM219 221H220V220H219ZM52 222H53V223H52ZM120 222H121V221H120ZM120 222H119V223H120ZM130 222H132V221H130ZM181 222H182V224L185 223V221H184V223H183V221H181ZM194 222H195V221L193 220V222H192L191 224H193ZM208 222H209V220H208ZM48 223H49V222H48ZM54 223H55V226L53 225ZM188 223H189V221L186 223L187 226H188ZM205 223H206V222L204 221L203 224H205ZM212 223H216V224H217L218 222H212ZM220 223H221V222H220ZM234 223H235V222H234ZM134 224H135V222H133V225H134ZM159 224H160V225H159ZM167 224H165V225H164L165 227H162V228H166V225H167ZM186 224H184V225L186 226ZM216 224H215V226H216ZM218 224H219V223H218ZM99 225H100V224H99ZM128 225H129V224H128ZM135 225H136V224H135ZM135 225H134V226H135ZM140 225H139V226H140ZM152 225H151V226H152ZM158 225H159L160 228L157 227ZM179 225H181V224H179ZM194 225H195V223H194ZM194 225H192V226H194ZM196 225H197V224H196ZM198 225H199V224H198ZM198 225H197V226H198ZM200 225L202 226V223H201ZM45 226L48 227V225H46V224H45ZM64 226H65V225H64ZM122 226H123V225H121V227H122ZM136 226H137V227H135V228H140V227H138V223H137ZM151 226H150V227H151ZM153 226H152V227H153ZM176 226H177V225H176ZM176 226H175V224H174L173 227H176ZM189 226L191 227V225H189ZM203 226H204V225H203ZM212 226H213V225H212ZM212 226H210V227H212ZM215 226H214V227H215ZM125 227H127V226H125ZM125 227H124V229H125ZM167 227H168V226H167ZM198 227L200 228V226H198ZM198 227H197V228H198ZM218 227H219V226H218ZM88 228H91V230H87ZM93 228L96 229L95 232H94ZM122 228H123V227H122ZM122 228H121V229H122ZM157 228L159 229V230H158L159 232L161 231L160 233H159V232H158V233L155 232V230H156ZM177 228H178V227H177ZM177 228H172V229L175 230V229H177ZM197 228H196V226H195L194 229L197 230ZM215 228H216V227H215ZM187 229H188V228H187ZM204 229H205V228H204ZM210 229H212V228H210ZM140 230H141V229H140ZM179 230H180V229L178 228V232H179ZM184 230H185V228H184ZM189 230H191V229H189ZM198 230H199V229H198ZM208 231H211V230H208ZM212 231H213V230H212ZM53 232H52V234H54ZM65 232H66V234H67V231H66V230H65ZM143 232H142V233H143ZM172 232H173V233H174V232L176 233L177 230H175V231L172 230ZM195 232H197V231H195ZM202 232H203V230H202ZM206 232H207V231H206ZM126 233H127V232H126ZM142 233H140V234H142ZM152 233H154V235H153ZM168 233H167L166 236H164L165 238H166L168 235H169V236H168V237H169L168 239L171 238V239H172V240L170 239L171 241H173V238H175V237L177 238V236H174L175 234H172V233L168 234ZM193 233H194V232H193ZM193 233H190L189 236H193V235H192ZM197 233H198V232H197ZM197 233H194V234L197 235ZM207 233H211V232H207ZM213 233H214V231H213ZM213 233H211V234H213ZM123 234H124V231H123ZM137 234H138V235H137ZM178 234L183 235V233H181V230H180V232L177 233L176 235H178ZM205 234H206V233H205ZM215 234H216V233H215ZM124 235H125V234H124ZM132 235H134V234H132ZM160 235L158 236V239H159ZM181 235H180V237H181ZM195 235H194V236H195ZM45 236H46V235H45ZM217 236H218V235H217ZM219 236H220V235H219ZM123 237H125L126 240H127V242H128V243L125 244V245L122 243V242H124V241H122V240H125V239H123ZM138 237H140V239H139ZM172 237H173V238H172ZM184 237H185V235H183V238H184ZM196 237H197V236H196ZM212 237H215V236H212ZM165 238H164V240H165ZM181 238H182V237H181ZM183 238H182V239H183ZM134 239H135V240H134ZM150 239H151V238H150ZM153 239H152V240H153ZM160 239H161V238H160ZM162 239H163V237H162ZM162 239H161V240H162ZM177 239H178V238H177ZM185 239H186V238H184L183 240H184V241H187V240H185ZM187 239H189V238H187ZM193 239H195V238H193ZM197 239H199V238H197ZM204 239L207 240L206 238H204ZM213 239H214V238H213ZM140 240H141V242H142L144 245H147V246H145L146 248H148V250H146L147 255L151 254L150 256H151V257L154 256L155 259L153 258V260H152L150 256H148L149 262H147V261H148L147 257H146L147 261H146V259H144V258H145L144 255H146V254H144V253H145V250H143L144 252H141L142 249L139 250L140 246L142 247V245H143V244L140 242ZM164 240H163V241H164ZM210 240H211V239L208 238L206 244H208V242H209ZM46 241H47V244H46ZM105 241H107V245H106V242H105ZM163 241H161V248H162V243H163ZM167 241H168V240H167ZM171 241H170V242H171ZM176 241H178V240H176ZM188 241H189V242H188ZM188 241H187V242H188L189 245H190V241H191V239H189ZM219 241H220V240H219ZM222 241H224V240L222 239ZM49 242H50L51 244H48ZM104 242H105V243H104ZM180 242H182V241H180ZM192 242H193V241H192ZM197 242H198V244H197ZM202 242H203V241H202ZM151 243H152V242H151ZM184 243H185V242H184ZM195 243H196V244H195ZM212 243H213V242H212ZM212 243H211V245H212ZM216 243H217V242H216ZM221 243H222V242H221ZM102 244H104V245H102ZM128 244H130L129 246H130V247L132 246L133 248L131 247V249H130V247L128 246ZM174 244H175V242H174ZM174 244H173V245L170 244V245H171L172 247L175 246V247L178 248V246H176V244H175V245H174ZM185 244H187V243H185ZM192 244H193V245H192ZM192 244H191V246L187 247L188 249H190V247H191V249L194 250V251H192V252H195V251H197V250H200V247H201V245H202L201 242H199V241L196 240V239L194 240V242H193ZM199 244H201L200 247H198ZM206 244H205V245H206ZM55 245H56V246H55ZM97 245H98V246H97ZM99 245H100V246H99ZM121 245H122V246H121ZM123 245H124V246H128V247L126 248L127 250H124L125 247H124ZM170 245L167 244V245H165V246L169 247ZM187 245H188V244H187ZM187 245H185L184 248H185ZM194 245H195V246H194ZM96 246H97V247H96ZM163 246H164V245H163ZM165 246L163 247V249L165 248ZM171 246H170V247H171ZM207 246H208V245H207ZM209 246H210V245H209ZM212 246H213V245H212ZM69 247H70V248H69ZM123 247H124V248H123ZM145 247H144L143 249H146ZM149 247H150V248H149ZM154 247H155L156 249H155ZM172 247H171V248H172ZM217 247H218V246H217ZM68 248H69V249H68ZM134 248H135V250H134ZM161 248H160V251H161ZM171 248H167V249L170 251ZM184 248H183V249H184ZM198 248H199V249H198ZM201 248H202V247H201ZM206 248H207V247H206ZM211 248H212V249H210V247H209V249L212 250V252H213V247H211ZM129 249H130V250H129ZM163 249H162V251L164 252L166 249H164V250H163ZM178 249H179V248H178ZM188 249H187V251L190 253V251H189ZM219 249H221V248L218 247L217 250H219ZM123 250H124V251H123ZM138 250H139V252H138ZM151 250H152V251H151ZM172 250H173V251H172ZM172 250L169 252V254H171V252H175V251H176V250L174 251L173 248H172ZM181 250H182V249H181ZM215 250H216V249H215ZM148 251H150V252L148 253ZM160 251H159V252H160ZM206 251H207V250L203 251V254L208 252V251H207V252H206ZM219 251H220V250H219ZM137 252H138V254H137ZM155 252H154V253H155ZM167 252H168V251H167ZM181 252H182V251H181ZM181 252H180V253H181ZM188 252H185V253L189 254ZM197 252H198V251H197ZM124 253H125V254L128 253V254H129L128 257H131L132 259H131V258H130V259H126V258H128V257H127V254H126V256L124 257ZM135 253H136V254H135ZM141 253H143V254H141ZM154 253H153V254H154ZM182 253H183V252H182ZM182 253H181V254H182ZM199 253H200V252H199ZM199 253H198V254H199ZM216 253H217V252H216ZM74 254H75V253H74ZM130 254H132L133 256H132V255L130 256ZM139 254H140V255H139ZM173 254L176 255V254H177V251H176V253H173ZM173 254H171V255L173 256ZM191 254H192V253H191ZM193 254H194V253H193ZM198 254H197V255H198ZM219 254H220V253H219ZM224 254H225V253H224ZM141 255H143V256H141ZM147 255H146V256H147ZM205 255H206V254H205ZM214 255H215V254H214ZM244 255H245V254H244ZM140 256H141L142 258H141ZM186 256H187V255H186ZM189 256H190V255H189ZM199 256H200V255H199ZM199 256H198V260H200V258H202V257L199 258ZM203 256H204V255H203ZM207 256H208V255H207ZM209 256H210V254H209ZM225 256H226V255H225ZM149 257H150V258H149ZM178 257H179V256H178ZM180 257H181V256H180ZM190 257H191V258H190ZM190 257L187 258V259H192V258H193L192 255H191ZM210 257H211V256H210ZM212 257H213V256H212ZM217 257H218V254H217ZM156 258H157V259H156ZM169 258H170V257H169ZM181 258H182V257H181ZM183 258H184V257H183ZM241 258H242V257H241ZM120 259H122V260H120ZM124 259H125V260H124ZM143 259H144V261H143ZM204 259H205V258H204ZM209 259H214V257H213V258H209ZM223 259H224V258H223ZM155 260H156V261H155ZM159 260H160L162 263H161ZM179 260H181V259H179ZM192 260H193V259H192ZM218 260H219V259H218ZM218 260L216 261V263H215L214 261H213V262H214L215 264H218V263H217ZM231 260H232V259H231ZM132 261L130 262V264L132 263ZM138 261H139V262H138ZM142 261H143V262H142ZM164 261H167V262H164ZM181 261H182V260H181ZM186 261H187V260H186ZM193 261H194V260H193ZM193 261H192L191 263H194ZM208 261H210V260H208ZM226 261H227V259H226ZM243 261H244V260H243ZM245 261H246V260H245ZM122 262H124V263H122ZM128 262H127V264H129ZM175 262H174V263H175ZM182 262H183V261H182ZM188 262H189V261H188ZM198 262H199V261H198ZM227 262H228V261H227ZM230 262H231V261H230ZM238 262H239V261H238ZM183 263H184V262H183ZM199 263H200V262H199ZM210 263H211V261H210ZM210 263L208 262V264H210ZM222 263H223V261H222ZM171 264H173V263H171ZM188 264H190V263H188ZM195 264H198V263L196 262ZM219 264H220V263H219ZM224 264H225V262H224ZM238 264H239V263H238Z\"/></svg>",
    "mask_w": 264,
    "mask_h": 264
}]
</instances>
